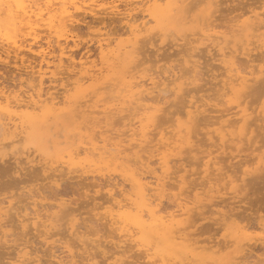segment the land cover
Instances as JSON below:
<instances>
[{
	"label": "bare ground",
	"instance_id": "1",
	"mask_svg": "<svg viewBox=\"0 0 264 264\" xmlns=\"http://www.w3.org/2000/svg\"><path fill=\"white\" fill-rule=\"evenodd\" d=\"M117 1L119 0H0V161H3L4 160V156H7L8 154V151L6 149H8L9 147H11L12 149V153H9L11 154L10 158H8V164H10V159L14 158V160L21 162L22 160H26L27 163H35L37 162V156L33 155L35 152V150L33 151H30L29 148L26 149L25 147L21 148L20 147V144L22 143L23 140L27 139V138H30L31 139V142L34 143V144H39L41 146L44 147L43 145V139L41 137H39L37 134H38V129L40 127H42L43 125H48L51 124L54 122L56 124L60 123L62 125L63 122H67V124L69 122H71V124H69V127H71V125L73 124V126L76 127V129H78L79 133H77L76 131V137H78V135L80 134V132H83V130H86V131H93V133H90L86 136H88V138L90 140H84L83 141H87V143L90 144V146H82L84 147V152L86 153L85 154V158H86V155L87 157H89V155L91 156L90 158H92V160H94V162H97V161H116V160H119L121 159L122 163L121 165L123 164L124 165V168L126 170H128L130 173V177H131V182H132V185L134 186V192H130L128 193L129 191L127 190V194L126 193V189L124 190L123 188V191H125V194L124 195H128V200H126V203L124 202L123 204L119 201V202H115L114 200H111L112 202L114 201V203H116L118 206V209L115 205H111V208L113 206L116 207V209L118 211L115 210V208L109 210V212L107 213V209L105 210L108 217L110 218V222H112V224H117L115 225L116 226V229L113 228V231L115 230V232H117L116 230H120L121 233L123 235H121L120 233V236H126L127 235V238L129 237V242L130 244L132 242H135L137 244V246H142V247H147V248H143V249H147L148 251H151L153 250V253L155 251V253H148L149 256H151L153 258L154 255H156L157 257L159 255H157V253H159V251L162 253V254H167V255H170V256H176L177 258L176 259H179V261L181 260V258H184L183 256H185V254H190L189 252H192V249H196V250H201L204 255L206 256H212L214 254V257H218V254H215V253H219L221 252L222 253V250H223V246H226L225 248H230V246L234 245L233 247H235V245H237L235 248H233L231 251L233 252V250L237 249V248H241V250L243 251L244 248L246 249V245H249V240L248 238H246V240H244V236L245 235H249V234H245L247 231L246 227L249 226V225H241L239 226V221H236V217L237 215H234L236 213H233L232 210H235L234 208H232V210H229V211H232L229 212V213H226V212H223L221 214V217H220V222L218 223H221V221L223 223H221V227L227 225L228 223H231L233 222V224L235 223V226H238V228L236 230H231V232H228L229 235H231V233L233 232V235L232 236H229L228 233H224V236L228 235L227 238H229V240H227V238L225 239V241L221 242V241H215V239L213 240L212 237H210V239H201V236L200 235V238L199 236L197 237V235H192L194 234L195 232L192 233V230H191V233H188L190 232L189 229H191L192 225H197L198 221H199V217L198 220L195 216H193V212H194V215H195V210L199 211L198 209H201L198 205L195 206V203L191 206L189 201H185L184 198L182 200H184L185 202H182L179 201L178 202V199L180 200V194H182L184 191H182L180 194L177 193L178 196H175V198H177V205L176 207H181V211L179 209V211L181 212L180 214H176L175 212L174 213H169V212H166V214H169V215H164L161 211L163 208L159 209L160 207H158V202L160 200H157L159 199L161 196L163 197V194H164V191L167 189V187L169 188V186L166 187V179L167 176L165 177H159V175L157 176L158 179H157V184H156V187H153L152 186V181H149L147 180V176H145L144 174L146 173H143V171H141L140 167L143 165L144 167L147 166L146 168H149V162L148 160L147 161H144L145 159L143 158L144 156H142L140 154V151L143 150L145 148L144 144H146L145 142L148 141V137L150 135V131L151 130H147L146 127L149 126V124H144L146 123L147 121V118L149 119L150 121V124H155V125H158L157 123H159L158 119H159V112L165 110V107L163 105H160V102H163L164 103H167L169 102V99L168 97L173 94H169V90L166 88V86H168L169 82L172 83H175L176 80H181V78H183L184 76H182L184 74V72L178 77L177 75V72L173 70H171V73L169 75L168 73V79L171 80V76H175L177 75L176 79L174 77V79L172 78L171 81L167 80L168 82L165 83V80L167 79V76L166 78L163 80H161L160 75H154L155 73H146V75H148L147 77V80H142V76L138 75V71H139V68L138 66L140 67L142 65V63H139L140 61H142L141 59L138 60V58H140V51H141V48L142 50L145 52L147 51L145 48V50L143 49V47H141V44H147V42H145L146 40L149 42V39L153 38V35H155L154 33L158 34L157 32L159 31V29L161 30H164V31H170L168 32V34H172L171 32L173 30H176V31H181L183 29V26L185 24H187L189 21H190V17H194L193 14V11L194 9H198L201 11L200 14V17L198 16L199 18V22L200 20H202L201 18V14L203 16H205V28L202 30L201 32V35H203L202 37H198L199 40L200 38H206V40H209V42L211 41L212 43L214 44H217V46L215 47H218V52L221 54V62L224 64V68L226 69V72L228 73L227 75L225 73L221 74L223 76L226 75V79L227 80H223L225 83V86L222 85V95H224L225 93L227 94V96L229 97L227 102L225 101V104L227 103H231V102H235V100H238L242 97V95L245 96V94H247L249 88L254 84V83H257L259 82L262 77H260L262 74L261 73H264V65H262V63L260 64L258 62L257 66H258V70H259V73L261 74H255V70L254 68H251V71H246V69H244V67H241L239 66V60L241 59L239 56V54H242V55H245L247 57H249V59H246L248 61H246L248 64H250L251 62L254 63V61H259V58L261 59H264L262 58V52H258V55L256 58H252L253 55H255L253 53V55L251 54V48H248V47H245L247 46L246 44H249L251 45V42L253 38H259L261 41V44L260 42H258L257 44L254 43V45L256 44V47L255 49H262L263 52H264V0H262V2H260L261 0H255V2L257 4H259V6L256 4H254V6L252 5L251 6V3H249L250 5H247L249 7H251L250 9H246V11H244V7H242L244 10V12L237 14V17L235 18H232L230 19V17H227L225 16V13H222V8L224 7H221L222 5V2H224L225 0H121L123 1L124 3V7L120 6L122 5V3L118 2ZM231 1V0H230ZM237 1V0H236ZM248 1V0H247ZM250 1V0H249ZM240 2V1H239ZM261 4H260V3ZM244 3V2H243ZM246 3V4H247ZM227 4V3H226ZM242 4V3H241ZM245 4V3H244ZM245 4V5H246ZM234 6V5H233ZM237 5H236V8L237 9ZM246 7V6H245ZM233 9V7H232ZM234 9V10H235ZM258 9H261V11H259ZM225 10V9H224ZM238 10V9H237ZM141 11V14L139 12ZM221 12L222 15L224 14L225 17L228 18V20H225V21H229L230 22V25L227 27V29H220L219 26H221L220 24L218 25V20H222L221 18H219L218 16V12ZM226 11H229V10H226ZM231 11V10H230ZM82 14V15H80ZM86 14V15H85ZM229 14V13H228ZM227 14V15H228ZM114 15V16H112ZM116 15H119V18L123 17L122 20H124V24L126 26V29H124L122 31V28L121 30L119 29L120 32L117 33V36L116 37H108V35H106L107 33L105 31L101 32L100 29H99V32L98 33H91L94 37L92 39L95 40L96 42V53H97V57L99 58H95L92 54L93 53H89V54H85L83 55L82 57H80L79 59L75 57L74 54H76L75 52V48H72V45L73 46H77L79 45L78 43V40L76 38V36H78L76 33H75V29L80 27L77 26L80 22V20H82V18H85L87 16H90L92 18V20L90 22H92L91 25H87L89 26L88 29H90V26L91 27H94L95 24L97 23H102V22H105L104 20L110 16L111 18L113 19H116L114 17H116ZM121 15V16H120ZM221 15V14H220ZM222 15L220 17H222ZM80 17H82L80 19ZM108 17V19L110 20L111 18ZM216 17V18H215ZM218 17V18H217ZM234 17V16H233ZM84 18V19H85ZM215 18V19H214ZM226 18V19H227ZM243 18V19H241ZM88 19V17H87ZM112 19V20H113ZM192 19V18H191ZM120 20V19H119ZM219 20V21H220ZM114 21V20H113ZM217 21V23H215ZM187 22V23H186ZM195 22V20L193 21ZM223 22V20H222ZM227 22L224 23L227 25ZM94 24V26H92ZM113 23V22H112ZM80 24V23H79ZM87 24H90V23H87ZM105 24V23H104ZM201 24V23H200ZM204 24V23H203ZM202 24V25H203ZM99 25V24H97ZM106 25V24H105ZM101 26V25H100ZM104 27V26H103ZM186 27V26H185ZM226 27V26H224ZM101 28V27H100ZM220 30H218V29ZM223 28V27H222ZM92 29V28H91ZM157 29V31H156ZM80 30V29H79ZM91 31V30H90ZM185 31V30H184ZM43 32H46V36H43L42 33ZM92 32V31H91ZM106 34H105V33ZM109 32V31H108ZM116 32V31H115ZM114 32V34H116ZM199 30L197 31L196 34H198ZM259 33V34H257ZM166 33V35H168ZM174 34V38H177V36H175V33ZM172 34V36H173ZM177 34V32H176ZM194 34V36L196 35ZM91 35V36H92ZM110 35V34H109ZM184 35V33H183ZM182 35V36H183ZM189 34H187V37H188ZM191 35V34H190ZM199 36H201L200 34H198ZM160 36V34H159ZM169 36V35H168ZM253 36L252 39H250V37ZM41 37L45 40V41H42L40 40ZM46 39H45V38ZM168 38V37H167ZM173 38V39H174ZM184 38V36H183ZM180 39V38H179ZM188 38H185V40H187ZM194 39V38H193ZM154 40V39H153ZM158 40V39H156ZM181 40V39H180ZM198 39H194V41L197 42ZM205 39H201V41H204ZM155 41V40H154ZM167 43H169L170 41L166 40ZM192 40V42H194ZM256 42L258 40H255ZM254 41V42H255ZM80 42V41H79ZM145 42V43H144ZM186 43V41H184ZM183 42V43H184ZM199 42V41H198ZM206 42V41H205ZM204 42V43H205ZM208 42V43H209ZM210 42V43H211ZM241 42H243V44H241ZM166 43V44H167ZM189 43V42H188ZM187 43V44H188ZM209 43V45H210ZM155 44H156V41H155ZM176 44V43H175ZM206 46L208 45L207 43H205ZM157 45V44H156ZM174 45V44H173ZM177 45V44H176ZM179 45V44H178ZM181 45V44H180ZM186 45V44H185ZM184 44L181 45V46H185ZM190 45V43H189ZM208 45V46H209ZM144 46V45H142ZM172 46V45H171ZM207 46V47H208ZM145 47V46H144ZM148 47V45H147ZM146 47V48H147ZM190 47V46H189ZM188 47V48H189ZM194 47V46H193ZM197 47V46H196ZM199 47V46H198ZM149 48V47H148ZM163 48V46H162ZM168 49L170 48V45L169 47H167ZM165 48V49H167ZM187 48V47H186ZM185 48V49H186ZM202 49V47H200ZM205 48V47H204ZM203 48V49H204ZM253 48V47H252ZM74 49V51H73ZM153 49V48H152ZM181 49V50H180ZM177 52V50L174 49L175 53L173 52L172 55L171 53L170 54V59L172 58L173 54L177 57V53H180L182 51V47L180 48ZM196 49V48H194ZM202 49V50H203ZM164 50V49H163ZM190 50V49H189ZM199 50V49H198ZM201 50V51H202ZM205 50V49H204ZM203 50V51H204ZM211 50V49H210ZM214 50V49H213ZM149 51V50H148ZM153 51V50H152ZM167 51V50H165ZM164 51V52H165ZM184 51V50H183ZM182 51V52H183ZM203 51L201 54H203ZM258 51V50H257ZM142 52V51H141ZM142 52V53H144ZM154 52V51H153ZM163 52V53H164ZM195 52V51H194ZM199 52V51H198ZM215 52V51H214ZM254 52V51H253ZM96 53L94 55H96ZM260 53V55H259ZM145 54V53H144ZM151 54V53H150ZM154 54V53H153ZM150 55V56H153ZM184 54V52H183ZM193 54V53H192ZM197 55L193 54V56L195 55V57H198V53H196ZM264 54V53H263ZM77 55V54H76ZM142 55V54H141ZM168 54H166L165 52V55L163 54V57L165 56V58L168 59L167 57ZM200 55V54H199ZM204 55V54H203ZM214 59H215V56L216 54L214 53ZM187 56V55H185ZM191 56V59H188L189 60H186V64H189L191 63V61L193 62L192 65L193 68L192 69H188L189 66H187L188 68V71L192 74L193 72H195L196 74L193 76L194 79L191 83H195L197 82L200 78H196L198 77V75H200V70L199 69V59H192ZM220 56V55H219ZM262 56V57H261ZM163 57L159 58V59H162ZM176 57H174L176 59ZM143 58V57H142ZM202 58V57H201ZM200 58V59H201ZM209 58V57H208ZM240 58V59H238ZM252 58V59H251ZM78 59V60H77ZM151 58H149L148 60H150ZM211 59V58H210ZM164 60V58H163ZM166 60V59H165ZM191 60V61H190ZM139 64H137V62ZM174 61V60H173ZM183 61V60H182ZM179 60V62H182ZM244 63H245V59L242 60ZM262 61V60H260ZM15 63L17 69L19 68V70L21 69V72L20 75H19V81L16 83V84H11V85H8L7 83H5L3 80L4 78L2 79V73H1V70H3L2 67H4L3 65L4 64H7V63ZM144 62V60H143ZM159 61H157L158 63ZM220 62V61H219ZM255 62V63H256ZM20 63V64H19ZM182 63H185V62H182ZM243 63V64H244ZM10 64V65H11ZM144 64V63H143ZM185 64V65H186ZM203 64V63H202ZM174 65V64H173ZM176 65V64H175ZM182 65V64H179V66ZM185 65H182L185 67ZM251 65V64H250ZM253 66H256L254 64H252ZM178 66V65H177ZM181 66V68H182ZM204 66V65H203ZM216 66V65H215ZM221 66V65H220ZM219 66V67H220ZM246 66V65H245ZM252 66V67H253ZM11 67V66H9ZM15 67V66H14ZM161 67V66H160ZM165 67V65L163 66L162 65V68ZM168 67V66H167ZM176 67V66H175ZM191 67V66H190ZM205 67V66H204ZM251 67V66H250ZM2 68V69H1ZM166 68V67H165ZM169 68V67H168ZM177 68V67H176ZM175 68V69H176ZM180 68V67H179ZM257 68V67H256ZM6 69V68H5ZM16 69V68H15ZM138 69V70H137ZM142 69V68H141ZM164 69V68H163ZM167 69V68H166ZM164 69V70H166ZM183 69V68H182ZM181 69V70H182ZM7 70V69H6ZM5 70V71H6ZM150 70V69H149ZM170 70V69H168ZM177 71H179V69H176ZM184 70V69H183ZM191 70V71H190ZM203 70V68H202ZM162 71V70H161ZM160 71V72H161ZM173 71V72H172ZM185 71V70H184ZM188 71L186 73H188ZM257 71V70H256ZM140 72V71H139ZM144 72V71H143ZM147 72V71H146ZM164 72V71H162ZM168 71H165V73H167ZM170 72V71H169ZM181 72V71H180ZM4 73V72H3ZM6 73V72H5ZM247 73H250V74H247ZM66 74V76H64ZM160 74V73H159ZM163 74V73H162ZM225 74V75H224ZM189 76V74H187ZM193 75V74H192ZM251 75V76H249ZM159 76V77H158ZM163 76V75H162ZM161 76V77H162ZM191 76V75H190ZM189 76V77H190ZM18 77V76H17ZM71 77H75L74 81H70ZM139 77H141V80H139ZM202 77V76H201ZM159 78V79H157ZM185 78V77H184ZM261 78V79H260ZM146 79V77H145ZM192 79V77H191ZM114 80H118L119 81V84L120 85H123V89L121 90L120 94L122 93L123 91V99H124V102L122 104H125L127 105L126 107H119L121 103H118L119 100H121L122 98L120 96H117V95H111L110 97L107 96L111 93V89L108 90V92L110 91L109 94H107L105 97L106 98H102V99H97V101L93 100V96L95 95L96 96H100L99 93H105L107 89H109V87H114V86H117L118 87V84L115 85V82ZM161 80V81H160ZM186 80V78H185ZM197 80V81H196ZM67 81V83H66ZM70 81V82H69ZM114 83H113V82ZM117 81V83H118ZM147 81H149V83H147ZM222 81V80H221ZM253 82V83H252ZM168 83V84H167ZM187 83V82H186ZM189 83V82H188ZM190 83V84H191ZM220 83V82H219ZM162 84H165L164 87H162ZM185 84V82L183 83H179V86H178V90L175 91L177 92V94L179 95L178 92H183L184 88L182 87L183 85ZM199 84V83H197ZM264 79L261 80L259 82V86L255 87H251L252 89H255L254 90V93L250 94V95H253L251 97H254V95L257 96V98H260L261 94L264 95ZM58 85H62V88L61 90H63V92H59L60 89H57V86ZM187 85V84H186ZM227 85V86H226ZM257 85V84H256ZM262 85V86H261ZM223 86L225 87V90L228 89V91H225L224 90V94H223ZM162 87V88H161ZM177 87V86H176ZM227 87V88H226ZM120 88V87H119ZM187 88V87H186ZM185 88V90H186ZM221 87H219L220 89ZM75 89L74 93L71 94V91ZM113 89V88H112ZM114 89H116V87H114ZM121 89V88H120ZM119 89V91H120ZM199 89V88H198ZM218 89V90H219ZM258 89V90H257ZM184 90V91H185ZM188 90V89H187ZM201 90H203V88H201ZM215 90V89H214ZM251 90V89H250ZM249 90V91H250ZM200 91V90H198ZM219 90V96L220 95V92ZM114 92V91H113ZM173 92V91H172ZM174 92V94H175ZM189 93L192 92V90H189L188 91ZM218 92V91H217ZM253 92V91H252ZM118 93V91H117ZM225 94V95H226ZM249 94V93H248ZM247 94V95H248ZM93 95V96H92ZM169 95V96H168ZM191 96H195L194 94H190ZM189 95V96H190ZM246 95V96H247ZM258 95L260 97H258ZM122 96V95H121ZM94 97V99H95ZM179 97V96H178ZM182 97V96H181ZM200 97V96H199ZM121 98V99H119ZM197 98V97H196ZM208 98V97H207ZM212 98V97H211ZM214 98V97H213ZM220 98V97H219ZM256 98V97H255ZM254 98V99H255ZM256 98V99H257ZM143 99H146L147 101L148 100H152L154 101L155 103L158 102V104H156V106L153 107V105H151L148 109L151 110V112L145 116V118L143 117H140L141 119V122H144V123H141L142 124V132L139 131V129H134V131H138V132H141V138H140V141L138 143H136V146H139L140 150L138 149L134 154H133V151L132 149H129L131 150V152H127V149L128 148L127 146L124 147L125 145L123 144V142L126 140V139H123L121 137L122 133H121V130H120V133L119 134H116V136L113 134V133H110L108 128L107 129H103L100 131V135L96 134L95 136V132H96V128L99 127V128H102L106 126H110L112 125V119H114V117H116L117 115H120L124 110L125 108H129V109H133V107L131 106L133 103L136 104L138 102H140L141 100ZM172 99V98H171ZM209 99V98H208ZM222 99V98H220ZM224 99V98H223ZM235 99V100H234ZM244 99V98H243ZM254 99H251L250 100H254ZM94 101L92 104L89 103V101ZM199 100V98H198ZM197 100V101H198ZM211 100V99H209ZM245 100V99H244ZM196 101V100H195ZM194 101V103H195ZM172 102V100L170 101V103ZM189 102V101H188ZM203 102V101H202ZM218 102V101H217ZM240 102V101H239ZM264 102V101H263ZM69 103L71 106L69 107H63L64 104H67ZM127 103V104H126ZM169 103V104H170ZM193 103V105H191V107H194L195 110H193L192 108L187 111L186 115H187V118L185 119L184 118L183 120H181V118H178L177 119V124H175L177 126V128H173L174 129V134H173V131L171 132V136H169L167 139H166V142H165V145L163 144L162 146V149L161 150H166L162 153L161 151V157L159 158V160H161V163L162 166H167V168L169 169L172 165H169L170 162L168 161V155L171 154V152L175 151L174 149H179L183 152V148H188L190 147L191 150L194 149V151H191V152H195V148H192L191 146L195 145L193 144V142L195 141L194 137H198V135L196 136L197 133H194V129L195 127L197 129H200L199 126H196V124L198 125H202V123L200 124V117L201 115L198 113L199 112V107L196 106L195 104ZM216 103V101H215ZM244 103V101H243ZM249 103V101H248ZM251 103V102H250ZM249 103V104H250ZM254 102L252 101L251 104H253ZM143 104V103H142ZM140 104V106H144V104L142 105ZM203 104V103H202ZM214 104V103H213ZM212 104V105H213ZM223 104V103H222ZM242 104V103H241ZM124 105V106H125ZM172 104H170L169 106H171ZM207 105V104H206ZM240 106V103L238 104ZM139 106V105H138ZM137 105L135 107H138ZM166 106V105H165ZM202 106V105H201ZM217 107V105H215ZM214 106V107H215ZM229 106V105H228ZM231 106V105H230ZM229 106V107H230ZM251 106V105H250ZM168 108V105L166 106ZM181 107V106H180ZM179 107V108H180ZM186 107V106H185ZM124 108V109H123ZM143 108V107H142ZM155 108V110H154ZM205 108V107H204ZM213 108V107H212ZM211 108V109H212ZM223 108V107H222ZM234 108V107H233ZM249 107L247 108H243L241 110H239L238 112H236L237 114H241V118L237 121L235 120L234 123L233 122H229L230 119H229V124H227L226 126L229 128L227 129L228 131H225L226 130V127H225V130L223 129L225 124L223 125V121L222 122V125L221 127H223L222 131H220V138H222V140L225 141V139H227L228 137H226L229 134L231 135H235L236 134V129H238L240 131V134L241 136L242 135H248V132H251V125H250V116H251V112H249L248 109ZM257 108V107H256ZM129 109H126V110H129ZM136 109V108H134ZM141 109V107L139 108ZM145 110V107L143 108ZM142 109V110H143ZM182 109V108H181ZM184 109V108H183ZM206 109V108H205ZM209 109V108H208ZM207 109V110H208ZM214 109V108H213ZM216 109V108H215ZM225 109V108H224ZM232 109V108H231ZM180 110V109H179ZM261 112L263 113V116H264V104L261 106ZM137 111V110H136ZM148 111V110H147ZM206 111V110H205ZM212 111V110H211ZM215 111V110H214ZM217 111H219V109H217ZM222 111V110H221ZM105 114V117L102 116V119L103 118H106V121L102 122V123H106L104 125H100L102 123H98V122H101L99 117L97 118L96 115L94 114ZM129 112V111H128ZM127 112V113H128ZM139 112V111H138ZM182 112V111H180ZM227 112V111H226ZM255 112V111H254ZM120 113V114H119ZM135 113V112H134ZM133 112L132 114L135 115ZM201 113V112H200ZM232 113V112H231ZM131 114V113H130ZM130 114L126 115V114H122V115H126V116H130ZM139 113H137V116H138ZM145 115V113H142ZM184 113L182 112V115ZM260 114V113H259ZM165 115V114H163ZM162 115V116H163ZM200 115V116H199ZM206 114H204V111H203V116H205ZM225 115V114H224ZM224 115L222 114V116L220 117H217V115H215L217 118H222L224 117ZM229 115V113H228ZM227 115V116H228ZM132 116V115H131ZM210 116V115H209ZM209 116H205L204 120L205 119H208ZM258 116V115H257ZM261 116V115H260ZM119 117H122L121 115ZM178 117V116H177ZM207 117V118H206ZM213 117V115H212ZM210 117V118H212ZM215 117V118H216ZM126 118V117H125ZM164 117H162L163 119ZM175 118V117H174ZM216 118V119H217ZM252 120L254 117H251ZM259 118V117H258ZM262 120H263V117H261ZM260 118V119H261ZM117 120H119L118 118H116ZM129 119V118H128ZM143 119H146L145 121ZM161 119V118H160ZM172 119V118H171ZM170 119V120H171ZM257 120V118H254ZM105 120V119H104ZM121 120V119H120ZM167 120V119H165ZM176 120V119H175ZM203 122V119H201ZM209 120V119H208ZM138 121H139V118H138ZM164 121V120H163ZM225 121V120H224ZM254 121V120H253ZM252 121V122H253ZM122 122V121H120ZM130 122V121H129ZM137 122V121H136ZM168 122V121H167ZM174 122V121H173ZM172 122V123H173ZM206 122V121H204ZM219 121H217L218 123ZM114 123H115V120H114ZM113 123V124H114ZM119 123V121H118ZM133 123V122H132ZM213 123H216L215 121ZM225 123V122H224ZM256 123V122H255ZM261 123V122H260ZM122 124V123H121ZM135 124V123H134ZM207 124V123H206ZM205 124L204 127H206L207 129H209L211 126L210 124H212V122L210 124H207L209 125L207 127V125ZM262 124V123H261ZM54 125V124H53ZM52 125V126H53ZM127 125V124H126ZM133 125V124H131ZM253 125H256V124H253ZM260 125V124H259ZM65 125H62L61 128H64ZM139 126V125H137ZM159 126V125H158ZM257 126V125H256ZM104 127V128H105ZM115 127V126H114ZM131 127V126H130ZM136 127V126H135ZM134 127V128H135ZM150 127V126H149ZM204 127H202L203 129H205ZM264 127V126H263ZM158 128V127H156ZM167 128V127H166ZM72 129V127H71ZM132 129V128H131ZM130 129V130H131ZM155 129V128H154ZM161 129V127H160ZM62 130V129H61ZM60 130V136H63V131ZM113 130V129H112ZM117 130V129H116ZM164 129H161V131L159 132V135L162 136V138L160 137L161 140L165 139L166 137V133L163 132ZM73 131V130H72ZM98 131V130H97ZM118 131V130H117ZM125 131V130H124ZM128 131V130H127ZM196 132L198 130H195ZM201 132V130H199ZM224 131V132H223ZM255 131H257L255 129ZM110 134H109V133ZM138 132H136V134L133 132L131 135L133 136L134 134L136 135V137L138 136ZM208 132V131H207ZM206 134L210 136V133L211 132H208ZM213 131L212 130V133L213 134ZM228 132V133H226ZM62 133V134H61ZM70 133V131L68 132ZM74 133V132H73ZM72 133V134H73ZM98 133V132H96ZM118 133V132H116ZM126 133V131L124 132V134ZM169 133V132H168ZM205 133V132H204ZM75 134V133H74ZM113 134V136L111 135ZM123 134V135H124ZM173 134V135H172ZM58 135V137H59ZM84 135V134H82ZM122 135V136H123ZM140 135V134H139ZM203 135V134H202ZM257 135V134H256ZM55 136V134H54ZM69 136V135H68ZM67 136V137H68ZM71 136V137H70ZM70 138L73 137V135L70 134ZM74 136V137H75ZM80 136V135H79ZM151 136V135H150ZM155 136V135H154ZM213 136H215L213 134ZM253 136V135H252ZM64 137V136H63ZM68 137V138H69ZM75 137V138H76ZM84 137V136H83ZM157 137V136H156ZM155 137V138H156ZM208 137V138H209ZM246 137V136H245ZM243 137V138H245ZM51 138V137H50ZM50 138H49V141H50ZM211 138V137H210ZM214 138V137H213ZM211 138V139H213ZM216 138V137H215ZM219 138V139H220ZM254 137H251V140L254 139ZM80 139V138H78ZM136 139L135 141H137V138H134ZM201 139V138H200ZM217 139V138H216ZM229 139V138H228ZM246 139V138H245ZM73 142L75 141V139H73ZM72 140H68L70 141L69 143V146L72 145ZM139 140V139H138ZM159 140V138H158ZM172 140V141H171ZM198 140V139H197ZM196 140V141H197ZM214 140V139H213ZM212 140V142H213ZM67 141V142H68ZM78 141V140H76ZM82 141V142H83ZM89 141V142H88ZM130 141V139H129ZM133 141V140H132ZM150 142L152 141L149 140ZM148 141V143H149ZM169 141V142H168ZM217 141V140H216ZM237 141V140H236ZM258 141V140H257ZM62 142H65V141H62ZM66 142V143H67ZM81 142V143H82ZM160 142V141H159ZM215 142V141H214ZM213 142V143H214ZM239 142V141H238ZM77 143V142H75ZM134 143V142H133ZM132 143V145H133ZM195 143V142H194ZM245 143V142H244ZM253 143V141L251 142ZM19 144V146H18ZM74 144V143H73ZM160 144V143H159ZM162 144V143H161ZM210 144V143H209ZM215 144V143H214ZM68 145V144H67ZM75 145V144H74ZM135 145V144H134ZM147 145V144H146ZM216 145V144H215ZM52 146V145H51ZM50 148H53L51 147ZM81 146V145H80ZM161 146V145H160ZM160 146H159V149H160ZM198 146V145H197ZM225 146H226V143H225ZM228 146V145H227ZM233 146V145H232ZM135 147V146H132V148ZM165 147V148H163ZM263 147H264V144H263ZM32 148V147H31ZM35 148V147H34ZM69 148V147H67ZM65 148V149H67ZM172 148V149H170ZM174 148V149H173ZM81 147H77L76 148L72 145V148L71 150L69 151V160L71 161V164L74 163V160L76 157L78 158V156H80V154L82 153L81 151L83 149H81ZM189 149V148H188ZM226 149V148H225ZM242 150V148H240ZM239 149V150H240ZM244 149V148H243ZM63 150V149H62ZM186 150V149H185ZM184 150V151H185ZM198 150V149H197ZM155 151V150H154ZM159 151V150H158ZM159 151V152H160ZM203 151V150H202ZM217 151V150H216ZM81 152V153H80ZM144 152V151H143ZM142 152V153H143ZM180 152V154L182 153ZM188 151L184 152V153H187ZM199 152V151H198ZM201 152V151H200ZM264 153V152H263ZM60 154H65V151L64 153H60ZM67 154V152H66ZM83 154V153H82ZM92 154V155H91ZM134 155V159H136L134 161V159L130 156V155ZM150 154V153H149ZM148 154V155H149ZM178 154V153H177ZM176 154V155H177ZM196 154V153H194ZM210 154V153H209ZM208 154V155H209ZM33 155V156H32ZM159 155V153H158ZM262 155V154H261ZM264 155V154H263ZM237 156V155H236ZM64 157V156H63ZM67 158V156H65ZM202 157V156H201ZM206 157V156H205ZM203 157V158H205ZM235 157V156H234ZM23 158V159H22ZM179 158V157H178ZM194 158V156H193ZM232 158V157H231ZM261 159V163L264 165V157H261L260 155L258 156V159ZM22 159V160H21ZM41 159V158H40ZM47 159V158H46ZM53 159V158H52ZM172 159V157H171ZM169 159V160H171ZM180 159V158H179ZM214 159V158H213ZM257 159V157L255 158ZM6 160V159H5ZM21 160V161H20ZM44 160V159H43ZM54 160V159H53ZM212 160V159H211ZM42 161V160H41ZM56 162V160H54ZM52 161V162H54ZM222 161V160H221ZM24 161H22V164H23ZM49 162V161H48ZM51 162V163H52ZM63 162V161H62ZM214 162V161H213ZM216 162V161H215ZM220 162V161H218ZM217 162V163H218ZM258 162V161H257ZM5 163V162H4ZM13 164H15L14 162H11ZM27 163H24V164H27ZM50 163V164H51ZM66 163V162H65ZM138 163H140V167L137 166ZM216 163V164H217ZM223 163V162H221ZM220 163V164H221ZM254 163V162H253ZM7 164V165H8ZM21 164V163H20ZM38 164V163H37ZM49 163H47V165H43L42 164V167L44 169V171L46 172L47 170L49 171V168H51L50 170H53L52 167L48 166ZM49 164V165H50ZM67 164H70V163H67ZM115 163H113L114 165ZM137 164V165H135ZM215 164V165H216ZM218 164V165H220ZM235 164V163H234ZM58 165V164H57ZM60 166L63 165V164H59ZM93 165V164H92ZM118 165V164H117ZM211 165V163L209 164V166ZM10 168H14L12 167V164L9 165ZM16 166V165H15ZM23 166V165H22ZM30 166V164H29ZM28 166V167H29ZM33 166V165H32ZM47 166L49 168H47ZM53 166V165H52ZM59 166V167H60ZM65 166V165H64ZM84 166V165H83ZM91 166V165H90ZM134 166V167H133ZM137 166L139 169H137ZM222 166V165H220ZM259 166V165H258ZM257 166V167H258ZM261 166V165H260ZM259 166V168H260ZM5 167H7V169L9 170V167L8 166H4L3 168L5 169ZM18 167V166H17ZM27 167V166H26ZM25 167V169H26ZM39 167V166H38ZM37 167V168H38ZM66 167V166H65ZM87 167V165H86ZM119 167V166H117ZM175 167V166H174ZM211 167V166H210ZM257 167H255L257 169ZM35 167H33V171L36 169H34ZM40 168V167H39ZM58 167L56 166V169ZM77 168V167H76ZM79 168V167H78ZM85 167H83L84 169ZM142 168V167H141ZM173 168V167H171ZM218 168H222V167H219ZM227 168V167H226ZM229 168V167H228ZM254 168V169H255ZM3 169V170H4ZM10 169V170H11ZM19 169V168H18ZM72 170L74 168H71ZM96 169V168H94ZM100 169V167H99ZM105 169V168H104ZM174 169V168H173ZM211 169V168H209ZM253 169V167H252ZM251 169V170H252ZM1 170V169H0ZM6 170V169H5ZM9 170V171H10ZM14 170V169H13ZM11 170L10 172L13 173L15 172L16 173V169L15 171ZM54 170H55V167H54ZM59 170V169H58ZM69 170V169H67ZM81 170V168H80ZM103 170V169H102ZM144 170V169H143ZM218 170V169H217ZM223 170V169H221ZM7 171V170H6ZM20 171V175L22 174L21 170L19 169ZM43 171V172H44ZM57 171V170H55ZM70 171V170H69ZM68 171V172H69ZM79 172V170H77ZM146 171V169L144 170ZM151 171V170H150ZM154 172L156 170H153ZM166 171L168 172V170H165L163 172L166 173ZM170 171V170H169ZM211 171V170H210ZM215 171V170H214ZM226 171V170H225ZM247 171V170H246ZM256 171V170H254ZM253 171V172H254ZM260 171V170H258ZM4 172V171H3ZM2 172V173H3ZM10 172H7V174H10ZM26 172V171H25ZM31 172V171H30ZM44 172V174H45ZM51 172V173H50ZM48 174L46 173V179L49 181V185H53L54 183H57L59 182V179L61 178V175L64 176L65 174V171H63L62 169V172H64L63 174H60L61 173V170H60V173H53L52 171H50ZM74 171H72L73 173ZM171 172V171H170ZM174 172V171H173ZM39 173V172H38ZM67 173V172H66ZM153 173V172H151ZM169 173V172H168ZM172 173V172H171ZM222 173V172H221ZM252 173V172H251ZM257 173V171H256ZM5 174V173H4ZM17 174V173H16ZM24 174V173H23ZM22 174V175H23ZM26 174V173H25ZM88 174V173H87ZM99 174V173H98ZM101 174V173H100ZM99 174V175H100ZM106 174V173H105ZM104 173H102V176H105ZM148 174V173H147ZM173 174V173H172ZM209 174V173H208ZM211 174V173H210ZM216 174V173H215ZM1 175V174H0ZM6 175V174H5ZM18 175V174H17ZM36 175V174H35ZM43 175V174H42ZM80 175V174H79ZM92 175H95V174H92ZM108 175V174H107ZM114 175V174H113ZM119 175V174H118ZM225 175V174H224ZM247 175V174H246ZM14 176V175H12ZM28 176V175H27ZM41 176V175H40ZM66 176V175H65ZM86 176V175H85ZM88 176V175H87ZM86 176V177H87ZM91 176V174L89 175ZM110 176V175H109ZM120 176V175H119ZM123 176V175H122ZM187 175H185L186 177ZM233 176V175H231ZM15 177V176H14ZM19 177V176H18ZM38 177V175H37ZM81 177V176H80ZM83 177V176H82ZM96 177V176H95ZM94 177V179H95ZM101 177V176H100ZM151 177V176H150ZM156 177V178H157ZM173 177V176H172ZM183 177V176H182ZM235 177V175H234ZM232 177V178H234ZM20 178H22L20 176ZM26 178V177H24ZM22 178V179H24ZM44 178V179H45ZM77 178V177H76ZM219 178V177H218ZM223 178V177H222ZM263 178V177H262ZM19 179V178H18ZM35 179V178H34ZM39 179V178H38ZM41 179V177H40ZM43 179V180H44ZM45 179V180H46ZM124 179V178H123ZM237 180V178H235ZM244 179V178H243ZM261 179V178H260ZM28 180V179H27ZM32 180V178H31ZM63 180V179H62ZM81 180V179H80ZM107 180V179H106ZM113 180V179H112ZM118 180V179H117ZM156 180V179H154ZM170 180V179H169ZM215 180V179H214ZM222 180V179H221ZM228 180V179H227ZM230 180V179H229ZM22 181V180H20ZM29 181H30V178H29ZM33 181V180H32ZM61 181V180H60ZM183 181H186V180H183ZM230 181H233V179H231ZM23 182V181H22ZM21 182V183H22ZM27 182V181H26ZM111 182V181H110ZM114 182V181H113ZM236 182V181H235ZM262 182V181H261ZM25 183V181L23 182ZM42 183V182H41ZM40 183V184H41ZM48 183V182H47ZM61 183V182H60ZM116 183V182H114ZM124 183V182H123ZM187 184V181L184 182ZM11 184V183H10ZM10 184L8 185V187H11ZM46 184V183H44ZM42 184V185H44ZM101 184V183H100ZM109 184V182H108ZM117 184H120L119 182H117ZM219 184V183H218ZM230 184V182H229ZM15 185V184H14ZM13 185V186H14ZM30 185V184H29ZM37 185V184H36ZM41 185V186H42ZM48 185V184H47ZM46 185V186H47ZM97 185V184H96ZM107 185V184H105ZM110 185H113L112 183ZM109 185V186H110ZM116 185V184H115ZM121 185V184H120ZM128 185H131L128 183ZM238 185V184H236ZM26 186V185H25ZM32 186V185H31ZM39 186V184H38ZM45 186V185H44ZM54 186V185H53ZM125 186V185H123ZM188 186V184H187ZM27 187V186H26ZM49 187V186H48ZM100 187V185H98V188ZM102 187V186H101ZM108 187V186H107ZM129 187V186H128ZM132 187V186H131ZM230 187V185L228 186ZM233 187V186H232ZM237 186H235L236 188ZM25 188V187H24ZM41 189V187H39ZM36 189V192L37 190ZM45 188V187H44ZM50 188V187H49ZM48 188V189H49ZM52 188V187H51ZM103 188V187H102ZM111 188H114V187H111ZM109 188V190L111 189ZM119 188H122V186H120ZM186 190L187 188L184 187ZM195 188V187H194ZM209 188V187H208ZM223 188V187H222ZM35 188H33V191H34ZM104 189V188H103ZM106 189V188H105ZM129 189V188H128ZM227 189V188H225ZM234 189V188H232ZM237 189V188H236ZM102 190V189H100ZM114 190V189H113ZM209 190V189H208ZM216 190V189H214ZM219 190V188H218ZM222 191V190H220ZM227 191V190H226ZM39 192V191H38ZM45 192V191H44ZM98 192V190H97ZM110 194H111V197L112 199H114V196L116 195H113V191L110 190ZM115 192V191H114ZM235 192V191H234ZM28 193V192H27ZM30 193V192H29ZM117 193V192H115ZM121 193V192H120ZM168 193V192H167ZM165 193V194H167ZM170 193V192H169ZM202 193V192H201ZM16 194V193H15ZM17 194H20L19 192ZM35 194V193H34ZM37 194V193H36ZM35 194V195H36ZM39 196H40V199L42 198H45L46 195H44L43 193L39 192L38 193ZM43 194V195H42ZM164 194V195H165ZM185 194V193H184ZM199 194V193H198ZM24 195H25V192H24ZM28 195V194H27ZM34 195V196H35ZM183 195V194H182ZM202 195V194H201ZM14 196H17V195H14ZM30 196H33V195H30ZM120 196H123L122 194H120ZM169 196V194H168ZM167 196V197H168ZM214 196V195H213ZM212 196V197H213ZM18 197H21V196H18ZM29 197V196H28ZM57 197V196H56ZM127 198V196H124V198ZM165 197V196H164ZM163 197V198H164ZM170 197H171V194H170ZM169 197V198H170ZM210 197V196H209ZM234 197V196H232ZM31 198V197H30ZM38 198V197H36ZM61 198V197H59ZM97 198V197H96ZM107 198V197H106ZM125 198V199H126ZM198 198V197H197ZM201 198V197H200ZM3 199V198H2ZM13 199V197L11 198ZM46 199V198H45ZM49 199V198H48ZM172 199V198H171ZM191 199V198H189ZM225 199V198H224ZM6 200V198H5ZM4 199L1 200L0 199V232H3L5 234H3L4 236L7 235L6 232L8 233L9 235V231L11 228H9L8 231H6V229L8 228V221H4L5 219L7 220V217H11L13 218L14 215L16 214V212H20V215L19 213L18 216L21 217L20 218V222L22 225V227H20L21 229L23 228L24 232L30 230L31 226H29L30 228L27 230L26 228L28 227L29 224H32L33 225V230H36L39 232V235L40 237H42L45 242L47 243V245L51 244V242L53 241V237L56 236V235H59L57 234L59 232V230H57L58 232H54L52 231L53 229H55L57 226H58V222L63 218L62 215L64 213V215L66 217L65 218V221H67L68 219L66 218H69L70 219V238L71 237H74L73 240L77 241L79 243V248L81 247L82 249L81 250V254H82V251L84 252L83 255H85V253H87V257H88V260H90L92 263L91 264H100L99 262H97L96 258H97V255L99 256V253L96 254L95 250L97 249H100L101 248V245L99 244L100 242L96 243L95 240L91 239L89 237V235L87 234V229L85 230H82L81 227L79 226L80 223L78 222V217H77V214H76V209H73V208H70L69 204L67 203V201H65L64 199L63 200H58L59 202L55 203L54 205H49L51 209H53L51 212H48L46 211L47 213H44L42 210L43 208L40 209L37 208L36 206L38 205V202L35 201L33 202V206H35L34 210H31L34 211L32 213L34 214H31L30 210L28 209V205L26 206L23 205V206H26V207H22L24 208L23 210L21 208H15V206L17 205H14L13 203L15 202H12L13 200H10V198L8 199V204L7 202L5 201ZM16 200V199H15ZM35 200H38V199H35ZM106 200V199H105ZM109 200V198H108ZM175 200V201H176ZM195 200V199H193ZM205 200V199H204ZM210 200V199H209ZM44 201V200H42ZM107 201V200H106ZM105 201V202H106ZM125 201V200H124ZM157 201V202H156ZM163 201V200H162ZM162 201H160L159 203H161ZM200 202V204L202 205L203 203L205 202H201L200 200H197ZM221 201V200H220ZM241 201V200H240ZM19 202V201H18ZM17 202V204H18ZM29 202H30V199H29ZM111 202V203H112ZM128 202V203H127ZM209 202V201H208ZM229 202V200H228ZM20 203V202H19ZM31 203V202H30ZM72 203V202H71ZM70 203V204H71ZM100 203V202H99ZM98 203V204H99ZM102 203V202H101ZM174 203V202H173ZM193 203V202H192ZM198 203V202H197ZM220 203V202H217V204ZM225 203V202H223ZM16 204V203H15ZM43 204V203H42ZM41 204V205H42ZM97 204V205H98ZM105 204V203H103ZM102 204V205H103ZM109 204H110V201H109ZM232 204V203H231ZM96 205V206H97ZM204 205V204H203ZM221 206V204H219ZM224 205V204H223ZM21 205H19L20 207ZM30 206V205H29ZM32 206V205H31ZM46 206V205H45ZM44 206V207H45ZM161 206V205H160ZM218 206V205H217ZM227 206V205H226ZM99 207V206H98ZM106 207V206H105ZM104 207V208H105ZM110 207V206H109ZM206 207V206H205ZM15 208V210H14ZM65 208H68L67 211H65ZM107 208V207H106ZM204 207L202 206V209ZM227 208V207H226ZM229 208V207H228ZM17 209V210H16ZM22 210V211H18V210ZM27 209L29 210V212L27 211ZM32 209V208H31ZM95 209V208H94ZM14 211L15 214H13ZM64 210V211H63ZM100 210H102L100 208ZM161 210V211H160ZM219 210V209H217ZM224 210V209H223ZM237 210V209H236ZM60 211H63L62 213ZM206 212L210 213L212 211L209 212V210H205ZM227 211V210H225ZM23 212V213H22ZM67 212V213H65ZM80 212V211H79ZM98 212V211H97ZM103 212H104V209H103ZM102 212V213H103ZM204 212V210L202 211H199V212H196L198 215H202L200 216V218L202 217V219H205L207 217L208 214H204L206 213ZM163 215H162V214ZM179 213V212H178ZM192 213V214H190ZM213 213H215V210L213 211ZM218 212L216 211V214ZM80 214V213H79ZM86 214V213H85ZM95 214V212H94ZM101 214V213H100ZM187 214H190V216ZM196 214V216H197ZM211 214V213H210ZM209 214V215H210ZM239 214V213H238ZM63 215V216H64ZM176 215H180L179 219L177 218ZM186 215V216H184ZM204 215V216H203ZM206 215V217H205ZM220 215V214H219ZM79 216V215H78ZM185 218H184V217ZM211 216V215H210ZM218 216V215H217ZM217 216H214V219L215 217L217 218ZM236 216V217H235ZM241 216V215H240ZM244 216V215H243ZM62 217V218H61ZM80 217V216H79ZM184 219H188L191 220L190 218H192V225H188L187 224V221L189 220H184ZM212 217V216H211ZM16 218V216L14 217ZM63 218V219H64ZM182 218V219H181ZM196 218V219H195ZM245 217H243L244 219ZM259 218V217H258ZM256 218V219H258ZM61 220L59 223H61L62 221L64 220ZM93 219V218H92ZM99 219V218H98ZM104 219V218H103ZM211 219V218H209ZM213 219V220H214ZM219 219V216L218 218ZM216 219V221H217ZM246 219V218H245ZM83 220V219H82ZM100 220V219H99ZM106 220V218H105ZM12 221V220H11ZM80 221V220H79ZM87 221V220H86ZM242 221V220H241ZM240 221V222H241ZM259 221V220H258ZM257 221V222H258ZM19 222L17 219H16V223ZM31 222V223H30ZM79 224H78V223ZM88 222V221H87ZM90 222V221H89ZM92 222V221H91ZM105 222V221H104ZM107 222V221H106ZM109 222V223H110ZM191 222V221H190ZM189 222V223H190ZM256 222V221H255ZM15 223V224H16ZM85 223V222H84ZM97 223V222H96ZM215 223V222H214ZM212 223V224H214ZM243 223V222H242ZM260 223V224H259ZM257 224V226L259 227V229H261V231L263 232L262 235L260 234H257L260 238L263 239V244H264V223H261L259 222ZM63 224V223H61ZM61 224H59V226H61ZM86 224V223H85ZM84 224V225H85ZM91 224V223H90ZM102 224V223H101ZM111 224V225H112ZM217 224V223H216ZM13 225V224H12ZM65 224H63L64 226ZM83 225V224H82ZM106 225V224H105ZM109 225V224H108ZM187 225V226H186ZM59 226L57 228H59ZM86 226V225H85ZM91 226V225H90ZM94 226V225H93ZM107 226V225H106ZM12 227V226H11ZM62 227V226H61ZM88 226H86L87 228ZM95 227V226H94ZM93 227V228H94ZM194 227V226H193ZM229 227V226H228ZM231 227V226H230ZM234 227V226H233ZM56 228V229H57ZM65 228V227H64ZM91 228V229H93ZM108 228V227H107ZM112 228V227H110ZM109 228V229H110ZM198 228V227H197ZM196 228V229H197ZM218 228V227H217ZM216 228V229H217ZM224 228V227H223ZM236 228V227H234ZM254 228V227H253ZM252 228V229H253ZM26 229V231H25ZM31 229V230H32ZM230 229V228H228ZM68 230V229H67ZM96 229H94L95 231ZM98 230V228H97ZM112 230V229H111ZM188 230V231H186ZM195 230V229H194ZM193 230V231H194ZM206 230V229H205ZM204 230V231H205ZM211 230V229H210ZM251 230V229H250ZM61 231V230H60ZM91 231V230H90ZM93 231V230H92ZM93 232H90L92 233V235H94ZM100 231V230H99ZM97 231V232H99ZM197 231V230H196ZM214 231V230H213ZM218 231V230H217ZM259 231V232H261ZM30 231H28L27 233H29ZM33 232V231H32ZM63 232V231H62ZM114 232V233H115ZM208 232V231H207ZM250 232V231H249ZM11 233V231H10ZM26 233V234H27ZM60 233V232H59ZM100 233V232H99ZM99 233H97V235H99ZM110 233V232H109ZM204 233V232H203ZM212 233V232H211ZM211 233L209 232V234L211 235ZM215 233V232H214ZM213 233V234H214ZM34 234V233H33ZM37 234V233H36ZM117 234V233H116ZM115 234V235H116ZM196 234V233H195ZM200 234V233H199ZM217 234V232H216ZM2 235V237H3ZM7 235V236H8ZM112 235V234H110ZM119 235V233H118ZM244 235V236H243ZM12 236V235H11ZM28 236V234H27ZM35 236V235H34ZM91 236V235H90ZM117 236V235H116ZM194 236V237H193ZM252 236V235H251ZM256 236V235H255ZM255 236H252V237H255ZM257 236V237H258ZM10 237V236H9ZM39 237L38 235H36V238ZM39 237V239H40ZM64 237V236H63ZM62 237V238H63ZM102 237H104L102 235ZM108 238V236H106ZM105 237V238H106ZM123 237H119L121 240ZM197 237V238H196ZM206 237V236H205ZM214 237V236H213ZM232 237V239H230ZM249 237V236H248ZM5 238V237H3ZM31 238V237H30ZM58 238V237H56ZM65 238V237H64ZM98 238V237H97ZM114 238V237H112ZM116 238V237H115ZM127 238H123L124 241L127 239ZM199 238V239H198ZM208 238V237H206ZM215 238V237H214ZM222 238V237H221ZM241 238L244 240L242 242ZM256 238V237H255ZM260 238H257V239H260ZM55 239V238H54ZM66 239V238H65ZM69 239V237L67 238ZM109 239V238H108ZM107 239V240H108ZM117 239V238H116ZM119 239V240H120ZM220 239V238H219ZM2 240V239H0ZM4 240V239H3ZM5 240H7V237L5 238ZM9 240V239H8ZM30 240L31 242V239L28 238V241ZM62 240V239H61ZM100 241L101 238H99ZM98 240V241H99ZM114 240V239H113ZM118 240V239H117ZM218 240V239H217ZM223 240V238H222ZM255 240V239H254ZM253 240V241H254ZM27 241V242H28ZM57 242V240H55ZM53 241V242H55ZM72 241V240H70ZM75 241H72L73 243ZM115 241V240H114ZM247 243H246V242ZM44 242V241H43ZM44 242V243H45ZM76 242V244H78ZM108 242V241H107ZM112 242V241H111ZM257 242V241H256ZM255 242V243H256ZM6 243V242H5ZM9 243V242H8ZM32 243V242H31ZM43 243V244H44ZM62 243V242H61ZM66 248L67 251L70 255H71V261H68L70 262V264H76L75 262V258H74V255L75 253L73 252L74 249L72 248H78V247H75V245L71 246V244L69 242H66ZM103 243V241H102ZM245 243V244H244ZM251 240H250V245L249 247H251ZM260 243V242H259ZM21 244V243H20ZM19 246H21V248L19 249V254L18 255H15L18 256V258H13L14 255H13V259H16V261L14 262H11L12 264H41L40 262H36L38 261L37 260H33V262H29L30 261V258H29V255L31 254L32 250H30V248H28L29 246L31 247V244H28L27 243H23ZM55 244V243H54ZM60 244V243H59ZM112 244V243H110ZM128 244V242H127ZM253 244V243H252ZM262 244V243H261ZM23 245V246H22ZM29 245V246H28ZM46 245V244H45ZM52 245V244H51ZM63 245H64V242H63ZM108 245V244H107ZM106 245V246H107ZM115 245H116V242H115ZM239 245V246H238ZM33 246V245H32ZM50 246V245H49ZM48 246V247H49ZM55 246V245H54ZM112 246V245H111ZM122 246V245H120ZM126 247V245H124ZM123 246V247H124ZM134 247L135 244L131 245V247ZM242 246V247H241ZM245 246V247H244ZM110 247V246H109ZM113 247V246H112ZM116 247H119L118 245L113 247V248H116ZM123 247H119L117 248V250L114 252H112L111 255H108L110 256V261L108 264H126V262H130L131 260L128 259V261H124L123 259V251L120 250V248H123ZM130 247V246H129ZM130 247V248H131ZM256 247V246H255ZM17 248V247H16ZM19 248V247H18ZM51 248V247H49ZM104 248V247H103ZM112 248V250H113ZM243 248V249H242ZM34 249V248H33ZM95 249V250H94ZM127 249V247H126ZM132 249V248H131ZM130 249V250H131ZM141 249V248H139ZM252 249V248H251ZM250 249V250H251ZM30 250V251H29ZM37 250V249H36ZM94 252H91L93 251ZM111 250V251H112ZM120 250V251H119ZM129 250V251H130ZM134 250V249H132ZM225 250V249H224ZM229 251V249H226ZM239 250V249H238ZM236 250V251H238ZM249 250V251H250ZM35 251V249H34ZM77 251V250H76ZM102 251V249L100 250ZM146 251V250H145ZM228 251L225 253L227 254ZM248 251V250H247ZM248 251V255L249 253L253 252L254 250L252 249V251L249 252ZM17 252V250H16ZM103 253H105L106 251H102ZM101 252V253H102ZM109 253V251H107ZM122 252V253H120ZM144 252V250H143ZM241 252V251H240ZM239 252V253H240ZM245 252V250H244ZM257 252V251H256ZM34 254H36L35 252H32ZM66 253V252H65ZM108 253H105L108 254ZM111 253V252H110ZM126 253L128 254V250L126 251ZM145 252V254H147ZM206 253V254H205ZM220 253V256L222 255ZM230 253V251H229ZM246 253V252H245ZM262 253V252H261ZM260 253V254H261ZM34 254L32 256H34ZM53 254V253H52ZM51 254V255H52ZM79 254V253H78ZM122 254V255H121ZM160 254V255H162ZM224 257H222L223 259H225V257L227 258V261L230 260L231 258V254L229 255H226ZM246 254V255H247ZM254 254V252H253ZM257 254V253H256ZM254 254V257L255 255ZM56 255V254H55ZM80 255V254H79ZM100 255H104V254H100ZM126 255V254H125ZM147 255V258L150 259ZM183 255V256H182ZM203 255V256H204ZM241 255V256H240ZM239 256H237V258H245L247 257L245 254H240ZM63 256V255H62ZM68 256V255H67ZM76 256V255H75ZM154 256V258L156 257ZM192 256V255H190ZM202 258H199V262H201L202 264L204 263L205 259L204 258H207L206 256H204ZM258 254L256 255V258H257ZM10 257V258H11ZM55 257V256H54ZM82 257V256H81ZM80 257V258H81ZM86 257V255H85ZM87 257L85 259H87ZM103 257V256H102ZM179 257V258H178ZM181 257V258H180ZM189 257V256H188ZM187 256L184 258L186 260H189L187 259L188 258ZM198 257V256H197ZM212 258L211 261H214L215 258ZM216 257V258H217ZM251 256H249L248 259H250ZM253 257V258H254ZM33 258V257H32ZM37 258V256H36ZM59 258V257H58ZM84 258V257H83ZM109 258V257H108ZM146 258V257H145ZM165 259V260H168V258L170 259H173L174 257H165L164 255L162 257H158V259ZM167 258V259H166ZM195 258V257H194ZM236 258V259H237ZM264 256L262 257V259L258 256V259H256L257 261L252 260L253 263L252 264H260L262 261H264ZM60 259V258H59ZM75 259V260H73ZM83 259V260H85ZM99 259V258H98ZM147 259V260H148ZM157 259V258H156ZM233 259V258H231ZM241 261H238V262H246V259H243ZM80 260V259H79ZM78 260V261H79ZM82 260V259H81ZM82 260V261H83ZM108 260V259H107ZM127 260V259H126ZM155 261V259H153ZM183 260V259H182ZM185 260V261H186ZM193 261H197L198 258L196 259H192ZM191 260V261H192ZM203 260V261H201ZM210 260V258H209ZM235 260V259H234ZM42 261V260H41ZM65 261V259H64ZM63 260H60L58 261V264H67V262H64ZM89 261V262H90ZM104 261H106V259H104ZM133 261V260H132ZM152 261V260H151ZM150 261V262H151ZM159 261V260H158ZM192 261V262H193ZM207 261V259H206ZM205 261V263H206ZM237 261V260H236ZM250 261V260H249ZM247 260L248 263L246 264H250L251 262H249ZM260 263H259V262ZM8 262V261H6ZM8 262V263H9ZM36 262V263H35ZM44 262V261H43ZM47 262V261H46ZM85 262V261H84ZM135 263V261H133ZM133 262H130V264H133ZM149 262V263H150ZM156 262V261H155ZM154 262V264H155ZM160 262H163L162 259ZM159 262V264H160ZM178 262V261H177ZM198 264H201L199 263ZM210 262V261H209ZM258 262V263H257ZM54 263V262H52ZM79 263V262H78ZM105 263V262H104ZM158 263V262H157ZM156 263V264H157ZM169 264V260L167 262ZM174 263V262H173ZM186 264L189 263V261H186L185 262ZM184 263V260L183 262H181V264H185ZM191 263V262H190ZM189 263V264H190ZM208 263V262H207ZM214 263L216 264V260L214 261ZM213 262H210V264H214ZM240 263V264H241ZM7 264V263H6ZM45 264V262H44ZM57 264V263H56ZM90 264V263H89ZM129 264V263H128ZM166 264V263H165ZM176 264V263H175ZM178 264V263H177ZM191 264H194V263H191ZM196 264V263H195ZM221 264V263H220ZM231 264V263H229ZM233 264V263H232ZM235 264V263H234ZM237 264V263H236ZM244 264V263H243ZM264 264V263H263Z\"/></svg>",
	"mask_w": 264,
	"mask_h": 264
},
{
	"label": "rangeland",
	"instance_id": "2",
	"mask_svg": "<svg viewBox=\"0 0 264 264\" xmlns=\"http://www.w3.org/2000/svg\"><path fill=\"white\" fill-rule=\"evenodd\" d=\"M124 1V0H123ZM123 1H121V0H119V1H117V3L119 2H121L122 3V5H120L121 7L124 5L123 3ZM240 1V2H239ZM246 4L247 2H249V3H251V6L253 5L254 6V4L257 2H255V0H225L224 2H222V5H221V7H224V8H222V13H225V16H227V17H230V19H232V18H235V17H237V14H239L240 15V13H242V12H244V11H246V9H250L251 7H249V6H247V5H250L249 3H247L246 5L244 4V3ZM260 2H262V0L260 1ZM259 2V3H260ZM118 3V4H119ZM227 3V4H226ZM242 3V4H241ZM254 3V4H253ZM258 3V2H257ZM256 3V4H257ZM255 4V5H256ZM261 4V3H260ZM234 5V6H233ZM236 5L238 6L237 7V9H235L236 8ZM258 6H259V4H257ZM246 6V7H245ZM124 7V6H123ZM232 7H233V9H232ZM242 7H244V9L242 8ZM225 9V10H224ZM235 9V10H234ZM226 10H229V11H226ZM231 10V11H230ZM244 10V11H243ZM259 11H261V9H258ZM139 12V11H138ZM220 11L217 13L218 14V16H219V18H221L222 20H223V22H222V20H218V23H217V21L215 22V23H217L218 25L220 24L221 26H219V28L222 30H224V29H227V27L230 25V22L228 21H225V20H228V18L227 17H225L224 16V14L222 15V13H221ZM140 14H141V11L139 12ZM199 13H201V11L200 10H198V9H194V11H193V14L192 15H194V17H190L189 19H190V21L187 23V24H185L184 26H183V29L181 30V31H176V30H173L171 33L173 34V33H175V36H177L178 35V37L177 38H174V34H173V36H172V34H168V32H170V31H164V30H161V29H159L158 28V34H156V33H154L155 35H153V38H151V39H149V42L146 40L145 42H147V44L145 45V44H141V47H143V49L145 48L147 51H143L142 50V48H141V51L142 52H144V53H142L141 51H140V53L142 54H140V58H138V60L139 59H141L142 61H140L139 63H142V65L139 67L138 66V68H139V71H138V75L140 76H142V80L144 81V80H147V76L149 75H146V73H155L154 75H156V77H157V75H160V77L159 78H161V80H162V82H163V80L166 78V76H167V79L165 80V83L166 82H168L167 80H169L168 79V76L170 75V73H171V70H173L174 69V71L175 72H177V75H178V77L184 72V74L182 75V76H184L185 78H186V80H185V78L183 77V78H181V80H176L175 81V83H172L171 84V82H169V84H168V86H166V88L169 90V94H171V93H173V94H171L169 97H168V99H169V102H167V103H164L163 104V102H160V105H163L164 107H165V110H164V112L163 111H161V112H159L158 114L160 115L159 116V123H157L158 125H155V124H150V121H149V119L147 118V120L146 119H143L146 123H144V122H141V118L140 117H144L145 118V116L146 115H148L150 112H151V110H149L152 106L151 105H153V107L154 106H156V104H158V102H154V101H150V100H146V99H143V100H141L140 102H138L137 104H136V102H135V104L133 103L131 106L133 107V109L131 108V109H129L128 107L127 108H125V110L120 114L122 117H119L120 115H117L116 117H114V119H112L113 121H112V125H111V127L110 126H106L105 127V125L104 124H106V123H102V122H104V121H106V118H103L102 119V116L103 117H105V114H99L98 112V115L97 114H94V115H96V117L98 118H100V119H98V120H100L101 122H98V123H102V124H100V125H104V127H102V128H99V127H97L96 128V132H98V133H96L95 132V136H96V134H98V135H100V131L101 130H105V129H111L109 132L110 133H113L115 136H116V134H119L120 133V130H121V133H122V135L124 134V132L126 131V133L122 136L121 135V137L123 138V139H126L124 142H123V144L125 145L124 147H128V148H126L127 149V152H131V150H129V149H132V151H133V154L140 148L139 146H136V143H138L139 141H140V138H141V132H142V124L141 123H144V124H149V126H147L146 127V129L149 131V130H151L149 133H150V135H149V137H148V141L149 140H151L152 139V141L150 142L149 141V143H148V141L147 142H145L146 144H144V146H145V148L143 149V150H141L140 151V154L142 155V156H144L143 158L145 159L144 161H147L148 160V162H149V168H146L147 166H141L140 167V163H138V165L137 164H135V165H137V166H139L140 167V169H141V171H143V173H146V174H144L145 176H147V177H149V178H147V180H149V181H152V186L153 187H156V184H157V179H158V175H159V177H165V176H167V178L166 179H164V180H166V187L167 186H169V188L167 187V189L164 191V194L165 193H167V194H163V197L161 196L159 199H157V200H160V201H162L161 203H159L158 202V207H160L159 209H161V208H163L162 209V213L164 214V215H169V214H166V212H169V213H176V214H180L181 212V207H176V205H177V203L179 202V201H181L183 198H184V200L185 201H189V203H190V205L192 206L194 203H195V206H199L201 209H198L199 211H203L204 210V212H206L205 210H209V212L210 211H212V212H210V213H208V212H206V213H204V214H208L207 215V217H206V215H205V219H202V217L200 218V216H202V215H198L196 212H199V211H197V210H195L196 212H195V215H194V212H193V216H195L196 218L197 217H199V221H198V223H197V225L195 224V225H192V223H194V222H192V218L193 217H191L190 219L191 220H189V218L187 219V220H189V221H187V224L188 225H192V226H190V227H192L191 229H189V231L190 232H188V233H191V230H192V233L193 232H195L194 234H192V235H197V237L199 236V238H200V235H202L201 236V238L199 239V240H203V239H210V237H212V239L214 240L215 239V241H225V239L227 238V236L229 235V233L228 232H231V230L233 231V230H236L237 228H238V226H235V223L233 224V222H231V223H228L227 225H225V226H223V227H221V223H223L222 221H221V223H218V222H220L219 220H220V217H221V214L223 213V212H226V213H229V212H231L232 213V211H233V213H236V214H234V215H237V217H236V221H239V226H240V224L243 226L244 224L245 225H249V226H247L246 227V229L248 228V227H250V228H248L246 231V233L245 234H249L248 236L247 235H243L244 237V240H246V238H248V240H249V238H250V240H251V242L253 243H251V247H249V245H250V240H249V245H246L247 247H246V249L244 248V250H245V252H244V250L242 251L241 250V248H237V249H235V250H233V252L231 251L233 248H235L237 245H235V247H233L234 245H232V246H230V248H225L226 246H223V250H222V253L221 252H219V253H215V254H218V257L216 258V257H214V254L212 255V256H206V255H204V253L200 250H194V249H192V252H189L190 254H185V256H183L184 258L187 256H189L187 259H189V260H186V259H184V258H181V260L179 261V259H176L177 257L176 256H170V255H167V254H162L160 251H159V253H157V255H159L160 257H162L163 255L166 257H174L173 259H170V258H168V260H169V264H181V262H183V260H184V263L186 262V261H189V263L191 262V263H196V264H198V262H199V258H202V256L204 255V256H206L207 258H204L205 259V261H206V259H207V261H206V263H205V261H204V263L203 264H210V262H213L214 263V261L216 260V264H229V263H237V264H240L241 262H238V261H241V259L242 258H237V256H239L240 254H247L248 253V251L252 248L254 251V254H258V256L262 259V257L264 256V244H263V239L262 238H260L259 236H260V234L262 235V231H261V229H259V227L257 226V224L259 223V222H261V223H264V165L261 163V159L259 158L258 159V156L260 155L261 157H264V147H263V144H264V116H263V113L261 112V106L264 104V95L263 94H261L260 96L258 95V97H260V98H257V94L256 95H254V97H251V96H253V95H250V94H252V93H254V90L256 89H252L251 87H258L259 86V82L261 81V80H263L264 79V73H259V70H258V66H257V64H258V62L261 64L262 63V65H264V59H261V58H259V61H254V63L253 62H251L250 64H248L246 61H248V60H246V59H249V57H247V56H245V55H242V54H239V56L238 57H240V58H238V59H240L238 62V64H239V66H241V67H244V69H246V71H251V68H254V70H255V74H260L261 76L260 77H262V79L259 81V82H257V83H254L250 88H249V90H248V92H247V94H245V96L244 95H242V97L239 99V101L238 100H235V102L233 101V102H231V103H227V104H225V101L227 102V100H228V96H227V94L224 92V90H225V82L223 81V80H227L226 78V75L228 74L227 72H226V69L224 68V64L221 62V54L218 52V47H215V46H217V44H214V43H212L211 41V43L209 42V40H206V38H200V40H199V38L198 37H202L203 35H201V32H202V30L206 27L205 26V16H203L202 14H201V18H202V20H200V22H199V18H198V16L200 17V14ZM229 13V14H228ZM222 15V17H220L221 15ZM228 14V15H227ZM80 15H82V14H80ZM86 15V14H85ZM112 16H114V15H112ZM121 16V15H120ZM234 16V17H233ZM87 17H88V19H87ZM86 18H85V16H84V18H82V17H80V19L82 18V20H80V24L79 23H77L78 25L77 26H79L80 25V27H78V28H76L75 29V33L78 35V36H76V38H77V40H78V43H79V45L77 46V48H76V46H73L72 45V48H75V51H74V49H73V51L77 54H74L75 55V57L76 58H80V57H82L83 55H85V54H89V53H93L92 55L95 57V58H99V57H97V53H96V42H95V40L94 39H92L94 36L91 34V33H98L99 32V29H100V31L101 32H103V31H105L104 33L106 34V35H108V37H116L117 36V33L118 32H120L119 31V29L121 30V28H122V31L124 30V29H126V26H125V22H124V20H122V18L123 17H121V18H119V15H116V17H114V18H116V19H113V18H111L110 16H108V17H110L111 19L109 20L108 19V17L104 20L105 22H102V23H97V24H99V25H97V24H95V23H93V25L92 26H94V24H95V26L94 27H91L90 26V29H88V27L89 26H87V25H91L92 24V22H90L91 20H92V18L90 17V16H87ZM192 18V19H191ZM216 18V17H215ZM214 18V19H215ZM218 18V17H217ZM227 18V19H226ZM238 18V17H237ZM114 21H113V20ZM120 19V20H119ZM236 19V18H235ZM241 19H243V18H241ZM195 20V22H193ZM113 22V23H112ZM227 22V25L226 24H224V23H226ZM87 23H90V24H87ZM106 25H105V24ZM201 23V24H200ZM204 23V24H203ZM203 24V25H202ZM229 24V25H228ZM101 25V26H100ZM207 25V24H206ZM104 26V27H103ZM186 26V27H185ZM205 26V27H204ZM224 26H226V27H224ZM101 27V28H100ZM223 27V28H222ZM92 28V29H91ZM80 29V30H79ZM218 29V28H217ZM220 29H218V30H220ZM92 32H91V31ZM185 30V31H184ZM199 30V32H198V34H200L201 36H199L198 34H196L197 33V31ZM109 31V32H108ZM116 31V32H115ZM118 31V32H117ZM156 31H157V29H156ZM262 31H264V30H262ZM114 32L116 33V34H114ZM176 32H177V34H176ZM196 32V33H195ZM166 33L169 35H166ZM183 33H184V35H183ZM44 34V35H43ZM46 32H43L42 33V35L43 36H46ZM110 34V35H109ZM159 34H160V36H159ZM187 34H189L188 35V37H187ZM191 34V35H190ZM194 34H196L195 36H194ZM257 34H259V33H257ZM92 35V36H91ZM184 36V38H183V36ZM168 37V38H167ZM45 38V37H44ZM174 38V39H173ZM181 40H180V39ZM185 38H188L187 40H185ZM198 39L197 40V42L196 41H194V39ZM253 38V36H251L250 37V39H252ZM46 39V38H45ZM156 41V44H155V41ZM156 39H158V40H156ZM201 39L203 40V39H205L204 41H201ZM40 40H42V41H45L42 37H41V39ZM166 40H168V41H170L169 43H167V41ZM192 40L194 41V42H192ZM255 40H258L257 42L255 41ZM260 39L259 38H253L252 39V41L253 42H251V45H249V44H246L247 46H245V47H248V48H251V54L253 55V53L255 54V55H253V57L252 58H256L257 57V55H258V52H262L261 54H262V58H264V52H263V50L261 49H255V47H256V44L258 43V42H260V44H261V41H259ZM80 41V42H79ZM184 41H186V43L184 42ZM199 41V42H198ZM206 41V42H205ZM255 41V42H254ZM144 42V43H145ZM184 42V43H183ZM190 43V45H189V43ZM207 43L208 45H209V43H210V45L207 47L206 46V44L205 43ZM209 42V43H208ZM167 43V44H166ZM177 45H176V44ZM188 43V44H187ZM254 43H256L255 45H254ZM174 44V45H173ZM179 44V45H178ZM185 45V46H181V45ZM241 44H243V42H241ZM255 46H253V45ZM142 45H144V46H142ZM147 45H148V47H147ZM169 45H170V48L168 49L167 47H169ZM172 45V46H171ZM162 46H163V48H162ZM190 46V47H189ZM194 46V47H193ZM197 46V47H196ZM199 46V47H198ZM147 47V48H146ZM183 48L182 49V51L184 52V54H183V52L181 51L180 53H177V57L173 54V56H172V58L170 59L169 57H170V54L169 53H171V55H172V53L174 52L175 53V51H174V49L175 50H177V52H178V50L180 49V48ZM187 47V48H186ZM189 47V48H188ZM200 47H202V49L204 50H202ZM253 47V48H252ZM153 48V49H152ZM165 48H167V49H165ZM186 48V49H185ZM194 48H196V49H194ZM144 49V50H145ZM164 49V50H163ZM190 49V50H189ZM199 49V50H198ZM211 49V50H210ZM214 49V50H213ZM149 50V51H148ZM154 52H153V51ZM165 50H167V51H165ZM181 50V49H180ZM203 51V54H201L202 53V51ZM258 50V51H257ZM166 52V54H168L167 55V57H168V59L169 60H167V58H165V56L163 57V54L165 55V52ZM195 51V52H194ZM199 51V52H198ZM215 51V52H214ZM254 51V52H253ZM164 52V53H163ZM96 53V55H94ZM151 53V54H150ZM154 53V54H153ZM195 54V55H197L196 53H198V57H195V55L193 56V54ZM216 54V56H215V59H214V55L213 54ZM153 54V56H150V55H152ZM200 54V55H199ZM185 55H187L188 57H189V59H191V56H193L192 57V59L194 60V59H199V69H201L199 72H200V75H198L197 74V76L198 77H196L197 79L198 78H200L197 82H195V83H191L192 81H193V79H194V75L196 74L195 72H193L192 74L188 71V69H192L193 68V66L192 65H190V64H192L193 62L191 61V63H189V64H186L187 62H186V60H189L188 59V57L187 56H185ZM220 55V56H219ZM259 55H260V53H259ZM143 57V58H142ZM161 57H163L164 58V60H163V58L162 59H159V58H161ZM174 57H176V59L174 58ZM202 57V58H201ZM209 57V58H208ZM149 58H151L150 60H148ZM201 58V59H200ZM211 58V59H210ZM251 58V59H252ZM77 59V60H78ZM166 59V60H165ZM245 59V63L242 61V60H244ZM143 60H144V62H143ZM174 60V61H173ZM179 60L180 61H182V62H185V63H182V62H179ZM260 60H262V61H260ZM157 61H159L158 63H157ZM220 61V62H219ZM137 62V64H139L138 63V61H136ZM256 62V63H255ZM13 63V62H12ZM144 63V64H143ZM203 63V64H202ZM244 63V64H243ZM11 63H7V64H4L3 66L4 67H2L3 68V70H1V73H2V79L4 78V82L5 83H9L8 85H11V84H16L19 80V75H20V73L19 72H21V69L19 70V68L17 69V67H16V65H15V63H13V64H11ZM20 64V63H19ZM174 64V65H173ZM176 64V65H175ZM179 64H182V65H185V67L184 66H182V65H180L179 66ZM252 64H254V65H256V66H253ZM162 65L164 66L165 65V67L167 68H165V67H163L164 69H166V70H164L163 68H162ZM178 65V66H177ZM205 67H204V66ZM216 65V66H215ZM221 65V66H220ZM246 65V66H245ZM9 66H11V67H9ZM15 66V67H14ZM161 66V67H160ZM169 68H168V67ZM177 68H176V67ZM181 66H182V68L185 70H183L182 68H181ZM187 66H189V68L187 67ZM191 66V67H190ZM220 66V67H219ZM251 66V67H250ZM253 66V67H252ZM180 67V68H179ZM257 67V68H256ZM1 68V69H2ZM7 70H6V69ZM16 68V69H15ZM142 68V69H141ZM179 69V71H177L176 69ZM188 68V69H187ZM202 68H203V70H202ZM150 69V70H149ZM168 69H170V70H168ZM182 69V70H181ZM6 70V71H5ZM138 70V69H137ZM164 71V72H162V71ZM257 70V71H256ZM144 71V72H143ZM147 71V72H146ZM161 71V72H160ZM165 71H168L167 73H165ZM170 71V72H169ZM181 71V72H180ZM183 71V72H182ZM188 71V73H186ZM191 71V70H190ZM4 72V73H3ZM6 72V73H5ZM173 72V71H172ZM221 72H222V74L223 73H225L224 75L225 76H223L222 74H221ZM160 73V74H159ZM163 73V74H162ZM168 73H169V75H168ZM187 74H189V76L187 75ZM247 74H250V73H247ZM163 75V76H162ZM177 75H175V76H171V80H172V78L174 79V77H175V79H176V77H177ZM18 76V77H17ZM64 76H66V74L64 75ZM162 76V77H161ZM202 76V77H201ZM249 76H251V75H249ZM145 77H146V79H145ZM165 77V78H164ZM191 77H192V79H191ZM252 77V76H251ZM18 78V79H17ZM159 78H157V79H159ZM74 79H75V77H71V79H70V81H74ZM139 80H141V77H139ZM160 80V81H161ZM171 80H169V81H171ZM222 80V81H221ZM69 81V82H70ZM117 81L118 80H114V82H115V85L116 84H118V87L117 86H114V87H116V89H114V87H109V89H107L106 90V92L105 93H99V95L100 96H96L95 97V95L93 96V100H95V101H97V99L99 98V99H102V98H106L107 96H111V95H117V96H120L121 98H119V99H121V100H119V102L118 103H121L120 104V106L119 107H126L127 105H125V104H122L123 102H124V99H123V91H122V93L120 94V92H121V90L123 89V85H120L119 84V81H118V83H117ZM113 82V81H112ZM113 82V83H114ZM183 82H185V84L182 86L183 88L185 87H187L186 88V90H185V88H184V90H183V92L181 91V92H178L179 93V95L177 94V92H175V91H177L178 90V86H179V83H183ZM187 82V83H186ZM189 82V83H188ZM220 82V83H219ZM11 83V84H10ZM66 83H67V81H66ZM147 83H149V81H147ZM191 83V84H190ZM197 83H199V84H197ZM253 83V82H252ZM187 84V85H186ZM257 84V85H256ZM13 85H11V86H13ZM222 85H224L223 86V94L224 95H222V91H221V89H222ZM262 85H264V84H262ZM261 85V86H262ZM165 86V84H162V87H164ZM177 86V87H176ZM227 86V85H226ZM121 89H120V88ZM161 87V88H162ZM219 87H221L220 89H219ZM264 87V86H263ZM63 89L62 88V85L60 86V85H58L57 86V89ZM113 88V89H112ZM199 88V89H198ZM201 88H203V90H201ZM227 88V87H226ZM60 89V91L59 92H63V90H61ZM112 90L111 91V93H110V91L108 92V90ZM119 89H120V91H119ZM188 89V90H187ZM215 89V90H214ZM221 91L220 92V95L221 96H219V90ZM189 90H192V92L191 93H189L188 91ZM198 90H200V91H198ZM258 90V89H257ZM74 91H75V89H73L72 91H71V94L72 93H74ZM114 91V92H113ZM117 91H118V93H117ZM173 91V92H172ZM218 91V92H217ZM225 91H228V89L227 90H225ZM253 91V92H252ZM174 92H175V94H174ZM110 93V94H109ZM107 94H109V95H107ZM190 94H194L195 96H191ZM107 95V96H106ZM122 95V96H121ZM190 95V96H189ZM247 95V96H246ZM106 96V97H105ZM179 96V97H178ZM182 96V97H181ZM200 96V97H199ZM94 97H95V99H94ZM197 97V98H196ZM209 99H211V100H209ZM212 97V98H211ZM214 97V98H213ZM222 98V99H220V98ZM257 99H256V98ZM172 98V99H171ZM198 98H199V100H198ZM224 98V99H223ZM245 100H244V99ZM250 98L251 99H254V100H250ZM89 101V103H93L94 101ZM172 100V102L170 103V101ZM196 100V101H195ZM198 100V101H197ZM189 101V102H188ZM194 101H195V103H194ZM203 101V102H202ZM215 101H216V103H215ZM218 101V102H217ZM243 101H244V103H243ZM248 101H249V103L251 102L252 103V101L254 102L253 104H249L248 103ZM144 104V106H140V104ZM172 104L171 106H169L170 104ZM193 103L196 105V106H200L199 107V114L201 115V117H200V124L202 123V125H198V124H196V126H199L200 127V129H197L196 127H195V129H194V133H197L196 134V136L198 135V133H199V135H198V137H194V139H195V143L193 142V144H195V145H193V146H191L192 148H195V147H197L196 149H195V152L194 153H196V154H194L193 152H191V151H194V149L193 150H191L190 149V147H188V148H183L184 150H183V152L178 148V149H174L175 151H173V152H171V154L170 155H168V161L170 162V164L169 165H172L171 167H173V168H167V166H162V164H160L161 163V160H159V158L161 157V154L164 152V151H166V150H161L162 149V146H163V144L165 145V142H166V139L169 137V136H171V132L173 131V134H174V132L176 131H174V129L173 128H177V126L175 125V124H177V119L178 118H181V120H183L184 118L186 119L187 118V115H186V113H187V111L189 110V108L191 109H193V110H195V108L194 107H191V105H193ZM203 103V104H202ZM214 103V104H213ZM223 103V104H222ZM240 103V106L238 105ZM242 103V104H241ZM127 104V103H126ZM142 104V105H143ZM207 104V105H206ZM213 104V105H212ZM125 105V106H124ZM138 106V107H135V106ZM159 105V104H158ZM168 105V108L166 107V106ZM202 105V106H201ZM215 105H217V107L215 106ZM230 107H229V106ZM251 105V106H250ZM69 106H71L69 103H67V104H64V106L63 107H69ZM151 106V107H150ZM181 106V107H180ZM186 106V107H185ZM215 106V107H214ZM141 107V109H139ZM145 107V110L143 109V108ZM149 109H148V108ZM180 107V108H179ZM206 109H205V108ZM214 109H213V108ZM223 107V108H222ZM234 107V108H233ZM247 107H249L248 109V111L249 112H251L252 114H251V116H250V127H251V132H248V135H242L241 136V134H240V131L238 130V129H236V134L235 135H231V134H229L228 132H226V133H228V135L226 136V137H228L227 139H225V141L224 140H222V138H220V131H222L223 129L225 130V127H226V130L225 131H228L227 129H229L226 125L227 124H229V122L231 123V122H233L234 123V121L235 120H239L240 118H241V114L242 113H240V114H237L236 112H238L239 110H241V109H243V108H247ZM257 107V108H256ZM134 108H136V109H134ZM182 108V109H181ZM184 108V109H183ZM209 108V109H208ZM212 108V109H211ZM216 108V109H215ZM225 108V109H224ZM232 108V109H231ZM124 109V108H123ZM126 109H129V110H126ZM143 109V110H142ZM180 109V110H179ZM208 109V110H207ZM217 109H219V111H217ZM137 110V111H136ZM148 110V111H147ZM154 110H155V108H154ZM206 110V111H205ZM212 110V111H211ZM215 110V111H214ZM222 110V111H221ZM129 111V112H128ZM139 111V112H138ZM180 111H182L184 114L182 115V112H180ZM203 111H204V114H206L205 116H209V120L208 119H205L204 120V118H205V116H203ZM227 111V112H226ZM255 111V112H254ZM128 112V113H127ZM132 112L135 114V115H133L132 114ZM152 112H153V110H152ZM201 112V113H200ZM232 112V113H231ZM131 113V114H130ZM137 113H139L138 114V116H137ZM142 113H145V115L144 114H142ZM228 113H229V115H228ZM260 113V114H259ZM122 114H130V116H126V115H122ZM163 114H165V115H163ZM222 114L224 115V117H222L221 119L220 118H217V117H220V116H222ZM132 115V116H131ZM163 115V116H162ZM199 115V116H200ZM212 115H213V117H212ZM215 115H217V117L215 116ZM228 115V116H227ZM258 115V116H257ZM261 115V116H260ZM140 116V117H139ZM178 116V117H177ZM126 117V118H125ZM162 117H164L163 119H162ZM175 117V118H174ZM182 117H184V118H182ZM210 117H212V118H210ZM217 119H216V118ZM251 117H254V118H257V120L256 119H254L253 118V120H252V118ZM259 117V118H258ZM261 117H263V120H262V118ZM116 118H120L119 120H117ZM129 118V119H128ZM138 118H139V121H138ZM161 118V119H160ZM172 118V119H171ZM207 118V117H206ZM239 118V119H238ZM261 118V119H260ZM105 119V120H104ZM165 119H167V120H165ZM171 119V120H170ZM176 119V120H175ZM201 119H203V122H201L202 120ZM229 119H230V121H229ZM114 120H115V123H114ZM164 120V121H163ZM225 120V121H224ZM118 121H119V123H118ZM120 121H122V122H120ZM130 121V122H129ZM137 121V122H136ZM168 121V122H167ZM174 121V122H173ZM204 121H206V122H204ZM216 122V123H213V122ZM217 121H219L218 123H217ZM221 121H223V125L225 124V126H224V128L223 127H221V125H222V122ZM229 121V122H228ZM253 121V122H252ZM133 122V123H132ZM173 122V123H172ZM212 122V124H210ZM225 122V123H224ZM228 122V123H227ZM256 122V123H255ZM262 124H261V123ZM114 123V124H113ZM122 123V124H121ZM135 123V124H134ZM210 124V126L209 125H207V124ZM227 123V124H226ZM54 124V125H53ZM69 124H71V122H69L68 124H67V122H63L62 123V125H65L64 126V128H61L62 127V125L60 124V123H58V124H56V123H52L51 124V122H50V124H48V125H43L42 127H40L39 129H38V136L39 137H41L43 140V145H44V147L43 146H41V145H39V144H34V143H32L31 142V139L30 138H27V139H25V140H23L22 141V143L20 144V147L21 148H23V147H25L26 149H28L29 148V150L30 151H34L35 153L33 154V155H35V156H37L36 158H37V162H35V163H33V164H31V163H27L26 162V160H22V161H24L23 162V164H22V161L21 162H19V160L18 161H16V160H14V158H12V159H10L9 161H10V164H12V167H14V168H10V164H8L9 162L7 161L8 160V158H10L12 155H13V153H12V149H11V147H9L8 149H6L7 151H8V154H7V156H4V160L3 161H0V199L1 200H5V198H6V202L8 201V199L10 198V200H13L12 202H15V203H13L14 205H17V206H15V208H21L22 210L24 209V208H22V207H26L28 204L30 205H28L27 207H28V209L30 210V212H31V210H34V208H35V206L36 205H34L33 206V202H35V201H37L38 202V205L36 206L37 208H39L40 207V209L41 208H43V212L44 213H47L46 211H48V212H51L53 209H55V208H53L52 209V207H51V209H49L50 208V206L51 205H54L55 203H57V202H59L58 200H65V201H67V203L70 205L69 207L70 208H73V209H76V208H78V209H76L77 211H76V214H77V217L79 218L78 219V222L80 223V227H81V229L82 230H86L87 229V234L89 235V237L91 238V239H93V240H97L96 241V243H98V242H100L99 244L101 245V248L100 249H94L95 250V252H96V254H98L99 253V256L97 255V262H99L100 264H108L109 263V261H110V256H108V255H111L112 254V252L114 251H116L117 250V248H119V247H123L124 245H126V247H127V249H126V247L124 246L123 248H120V250H122L124 253H123V259H124V261H128V259L129 260H131L130 262H133V261H135V263L133 262V264H154V262H155V264L157 263V264H159V262L161 261V259H162V261L163 262H160V264H168L167 262H168V260H165V259H163V258H159L158 259V257L156 256V255H154V256H156L155 258H154V256H153V258L151 257V256H149L148 255V253L147 252H149V253H153V250H151V251H148L147 249H143V248H147V247H142V246H137V244L135 243V242H132L131 244H130V242H129V237L127 238V235L126 236H120V233H121V231L120 230H116L117 232H115V230L113 231V228L114 229H116V226L115 225H117V224H112V222H110V218L108 217V215H107V213L109 212V210H111V209H113V208H115V210L116 211H118L117 209H118V206H116L117 204L116 203H114V201L116 202H121V200H122V204L125 202L126 203V200L127 201H129L128 200V193H130V192H134V186L132 185V180H131V177H130V172L128 171V170H126L125 168H124V165L122 164L121 165V163H122V161H121V159H119V160H116V161H114V160H112V161H97V162H94V160H92V158H90L91 156L89 155V157H87V155H86V158H85V152H84V147H86V146H90V144L89 143H87V141L85 142V141H83V139L84 140H90L89 138H88V136H86V135H88V134H90V133H93V131H86V130H83V132H80V136L78 135V137H76L75 135H76V132L77 133H79V131H78V129H76V127L75 126H73V124L71 125V127H72V129H71V127H69ZM127 124V125H126ZM131 124H133V125H131ZM205 124L207 125V127L209 128V129H207L206 127H204L205 126ZM232 124V123H231ZM253 124H256V125H253ZM260 124V125H259ZM53 125V126H52ZM137 125H139V126H137ZM222 125V126H223ZM115 126V127H114ZM131 126V127H130ZM136 126V127H135ZM135 127V128H134ZM156 127H158V128H156ZM160 127H161V129H164L163 130V132L164 133H166L167 131L169 132H167L166 133V137H165V139H163V140H161L160 139V137L162 138V136L161 135H159V132L161 131V129H160ZM167 127V128H166ZM202 127H204L205 129H203ZM132 128V129H131ZM140 128V129H139ZM155 128V129H154ZM223 128V129H222ZM62 129V130H61ZM113 129V130H112ZM118 131H117V130ZM131 129V130H130ZM134 129H139V131H141V132H138V131H134ZM255 129L257 130V131H255ZM60 130L61 131H63V136H60L59 134H60ZM73 130V131H72ZM98 130V131H97ZM125 130V131H124ZM128 130V131H127ZM195 130H198L197 132L195 131ZM199 130H201V132L199 131ZM212 130L213 131H215V132H213V134L215 135V136H213V134H211L212 133ZM70 131V133H68ZM76 131V132H75ZM211 132L210 133V135H212V136H210L211 138H213V139H211L210 137H209V135H207L206 134V132ZM75 134H74V133ZM108 132V133H109ZM116 132H118V133H116ZM135 133L136 134V132H138V136L136 137V135L134 134L133 136L131 135L132 133ZM205 132V133H204ZM207 132V133H208ZM224 132V131H223ZM73 133V134H72ZM109 133V134H110ZM120 133V134H121ZM54 134H55V136H54ZM70 134L71 135H73V139H75V141L73 142V140H72V138H70L71 136H70ZM82 134H84V135H82ZM94 134V133H93ZM113 134H111L112 136H113ZM140 134V135H139ZM172 134V135H173ZM203 134V135H202ZM257 134V135H256ZM58 135H59V137H58ZM70 137H69V136ZM155 135V136H154ZM253 135V136H252ZM69 138H68V137ZM76 138H75V137ZM84 136V137H83ZM157 136V137H156ZM246 136V137H245ZM255 136V138L254 139H252L251 140V137H254ZM51 137V138H50ZM156 137V138H155ZM209 137V138H208ZM217 139H216V138ZM243 137H245V138H243ZM49 138H50V141H49ZM78 138H80V139H78ZM134 138H137V141H135L136 139H134ZM158 138H159V140H158ZM201 138V139H200ZM220 138V139H219ZM129 139H130V141H129ZM139 139V140H138ZM198 139V140H197ZM68 140H72V142L75 144H73L72 143V145L76 148V146L77 147H81V149H83L82 151H81V149H80V151L83 153H81L80 154V156H78V158L76 157L75 159H73L74 160V163L73 164H71V161L69 160V151L71 150V148H72V145H70L69 146V143H70V141H68ZM76 140H78V141H76ZM133 140V141H132ZM197 140V141H196ZM212 140H213V142L216 144H214L213 142H212ZM217 140V141H216ZM237 140V141H236ZM258 140V141H257ZM62 141H65V142H62ZM68 141V142H67ZM83 141V142H82ZM160 141V142H159ZM172 141V140H171ZM239 141V142H238ZM253 141V143H251ZM67 142V143H66ZM75 142H77V143H75ZM82 142V143H81ZM89 142V141H88ZM134 142V143H133ZM169 142V141H168ZM245 142V143H244ZM132 143H133V145H132ZM160 143V144H159ZM162 143V144H161ZM210 143V144H209ZM225 143H226V146H225ZM68 144V145H67ZM71 144V143H70ZM135 144V145H134ZM52 145V146H51ZM81 145V146H80ZM161 145V146H160ZM198 145V146H197ZM228 145V146H227ZM233 145V146H232ZM18 146H19V144H18ZM50 146L51 147H53V148H50ZM82 146H84V147H82ZM132 146H135V147H133L132 148ZM159 146H160V149H159ZM32 147V148H31ZM35 147V148H34ZM67 147H69V148H67ZM65 148H67V149H65ZM163 148H165V147H163ZM226 148V149H225ZM240 148H242V150L240 149ZM244 148V149H243ZM63 149V150H62ZM170 149H172V148H170ZM198 149V150H197ZM240 149V150H239ZM140 150V149H139ZM155 150V151H154ZM161 150L162 151V153H161V151L159 152V151ZM203 150V151H202ZM217 150V151H216ZM64 151H65V154L63 155V154H60V153H64ZM144 151V152H143ZM186 151H188L187 153H184V152H186ZM199 151V152H198ZM201 151V152H200ZM66 152H67V154H66ZM129 152V153H130ZM143 152V153H142ZM180 152H182L181 154H180ZM9 153H11V154H9ZM132 153V152H131ZM150 153V154H149ZM158 153H159V155H158ZM161 153V154H160ZM178 153V154H177ZM210 153V154H209ZM130 155L133 159L135 158L134 157V155ZM149 154V155H148ZM177 154V155H176ZM209 154V155H208ZM262 154V155H261ZM11 155V156H10ZM32 155V156H33ZM92 155V154H91ZM237 155V156H236ZM64 156V157H63ZM65 156H67V158L65 157ZM193 156H194V158H193ZM202 156V157H201ZM206 156V157H205ZM235 156V157H234ZM171 157H172V159H171ZM180 159H179V158ZM203 157H205V158H203ZM232 157V158H231ZM257 157V159H255ZM41 158V159H40ZM47 158V159H46ZM56 160V162L53 160ZM214 158V159H213ZM6 159V160H5ZM44 159V160H43ZM169 159H171V160H169ZM212 159V160H211ZM42 160V161H41ZM136 159H134V161H135ZM222 160V161H221ZM49 161V162H48ZM52 161H54V162H52ZM63 161V162H62ZM214 161V162H213ZM216 161V162H215ZM218 161H220V162H218ZM258 161V162H257ZM5 162V163H4ZM11 162H14L15 164H13V163H11ZM52 162V163H51ZM66 162V163H65ZM218 162V163H217ZM221 162H223V163H221ZM254 162V163H253ZM21 163V164H20ZM24 163H27V164H24ZM38 163V164H37ZM47 163H51L50 165L48 164V166L50 167H52V169L53 170H50L51 168H49L48 166H47V168H49V171L47 170L46 172L44 171V169H43V167H42V164L43 165H47ZM67 163H70V164H67ZM113 163H115L114 165H113ZM211 163V167L209 166V164ZM217 163V164H216ZM221 163V164H220ZM235 163V164H234ZM8 164V165H7ZM29 164H30V166H29ZM58 164V165H57ZM59 164H63V165H59ZM93 164V165H92ZM118 164V165H117ZM216 164V165H215ZM218 164H220V165H222V166H220V165H218ZM16 165V166H15ZM23 165V166H22ZM33 165V166H32ZM53 165V166H52ZM66 167H65V166ZM84 165V166H83ZM86 165H87V167H86ZM91 165V166H90ZM260 166V168H259V166ZM4 166H8L9 167V170L11 169V170H13V171H15V169H16V173L18 174H16L15 172H13V173H11L8 169H7V167H5V169L7 170H5L3 167ZM18 166V167H17ZM27 166V167H26ZM29 166V167H28ZM40 168H39V167ZM56 166L58 167L57 169H56ZM60 166V167H59ZM117 166H119V167H117ZM137 166H135V167H137ZM175 166V167H174ZM218 166L219 167H222V168H218ZM258 166V167H257ZM25 167H26V169H25ZM33 167H35L34 169V172H32L33 171ZM38 167V168H37ZM54 167H55V170H57V171H55L54 170ZM77 167V168H76ZM79 167V168H78ZM83 167H85L84 169H83ZM99 167H100V169H99ZM134 167V166H133ZM227 167V168H226ZM229 167V168H228ZM252 167H253V169H252ZM255 167H257V169L255 168ZM21 170V172H22V174L20 175V171H19V169ZM71 168H74L73 170L71 169ZM80 168H81V170H80ZM94 168H96V169H94ZM105 168V169H104ZM209 168H211V169H209ZM255 168V169H254ZM4 169V170H3ZM59 169V170H58ZM62 169H63V171H65V174H64V176H62L61 175V178L59 179V182L57 183V185H56V183H54L53 185L51 184V185H49V181L45 178L46 177V173L48 174L50 171H52L53 173H60V170H61V173L60 174H63L64 172H62ZM67 169H69V170H67ZM103 169V170H102ZM137 169H139L138 167H137ZM146 169V171H144V170ZM218 169V170H217ZM221 169H223V170H221ZM252 169V170H251ZM77 170H79V172L77 171ZM151 170V171H150ZM153 170H156L155 172L153 171ZM165 170H168V172L166 171V173L165 172H163V171H165ZM173 173H171L170 171ZM211 170V171H210ZM215 170V171H214ZM226 170V171H225ZM247 170V171H246ZM254 170H256L257 171V173H256V171H254ZM258 170H260V171H258ZM4 171V172H3ZM26 171V172H25ZM31 171V172H30ZM45 172V174H44V172ZM69 171V172H68ZM72 171H74L73 173H72ZM174 171V172H173ZM254 171V172H253ZM3 172V173H2ZM7 172H10V174H7ZM39 172V173H38ZM67 172V173H66ZM151 172H153V173H151ZM222 172V173H221ZM252 172V173H251ZM6 175H5V174ZM26 173V174H25ZM51 173V172H50ZM88 173V174H87ZM100 175H99V174ZM102 173H106L105 174V176H102ZM148 173V174H147ZM209 173V174H208ZM211 173V174H210ZM216 173V174H215ZM36 174V175H35ZM43 174V175H42ZM80 174V175H79ZM91 174V176H89ZM92 174H95V175H92ZM108 174V175H107ZM114 174V175H113ZM120 176H119V175ZM225 174V175H224ZM247 174V175H246ZM12 175H14V176H12ZM28 175V176H27ZM37 175H38V177H37ZM41 175V176H40ZM66 175V176H65ZM87 177H86V176ZM110 175V176H109ZM123 175V176H122ZM185 175H187L186 177H185ZM231 175H233V176H231ZM234 175H235V177H234ZM19 176V177H18ZM20 176L22 177V178H24V177H26V178H24V179H22V178H20ZM81 176V177H80ZM83 176V177H82ZM96 176V177H95ZM101 176V177H100ZM151 176V177H150ZM173 176V177H172ZM183 176V177H182ZM40 177H41V179H40ZM77 177V178H76ZM94 177H95V179H94ZM157 177V178H156ZM219 177V178H218ZM223 177V178H222ZM232 177H234V178H232ZM263 177V178H262ZM19 178V179H18ZM29 178H30V181H29ZM31 178H32V180H31ZM35 178V179H34ZM39 178V179H38ZM46 180H45V179ZM124 178V179H123ZM235 178H237V180L235 179ZM244 178V179H243ZM261 178V179H260ZM28 179V180H27ZM44 179V180H43ZM63 179V180H62ZM81 179V180H80ZM107 179V180H106ZM113 179V180H112ZM118 179V180H117ZM154 179H156V180H154ZM170 179V180H169ZM215 179V180H214ZM222 179V180H221ZM228 179V180H227ZM231 179H233L234 180V182L233 181H230ZM20 180H22L23 182L25 181V183H23L22 181H20ZM61 180V181H60ZM183 180H186L187 181V184H188V186H187V184L186 183H184V182H186V181H183ZM27 181V182H26ZM111 181V182H110ZM116 182V183H114V182ZM236 181V182H235ZM262 181V182H261ZM22 182V183H21ZM42 182V183H41ZM48 182V183H47ZM61 182V183H60ZM108 182H109V184H108ZM117 182H119L120 184H117ZM124 182V183H123ZM229 182H230V184H229ZM11 183V184H10ZM41 183V184H40ZM44 183H46V184H44ZM101 183V184H100ZM113 184V185H110V184ZM128 183L129 184H131V185H128ZM154 183H156V184H154ZM219 183V184H218ZM10 184V186L11 187H8V185ZM15 184V185H14ZM30 184V185H29ZM37 184V185H36ZM38 184H39V186H38ZM42 184H44V185H42ZM48 184V185H47ZM97 184V185H96ZM105 184H107V185H105ZM116 184V185H115ZM236 184H238V185H236ZM14 185V186H13ZM27 187H26V186ZM32 185V186H31ZM42 185V186H41ZM47 185V186H46ZM98 185H100V187L98 188ZM110 185V186H109ZM123 185H125V186H123ZM230 185V187H228ZM50 188H49V187ZM104 188H102V187ZM108 186V187H107ZM120 186H122V188H119ZM129 186V187H128ZM132 186V187H131ZM233 186V187H232ZM235 186H237L236 188H235ZM25 187V188H24ZM39 187H41V189L39 188ZM45 187V188H44ZM52 187V188H51ZM111 187H114V188H111ZM184 187H186L187 188V190L184 188ZM195 187V188H194ZM209 187V188H208ZM223 187V188H222ZM33 188H35L34 189V191H33ZM39 188V190H37V192H36V189H38ZM49 188V189H48ZM106 188V189H105ZM109 188H111L110 190H112L113 191V195H115L114 196V199H112V197H111V192H110V190H109ZM123 188H124V190L126 191V193H127V190L129 191L127 194L128 195H124L125 194V191H123ZM129 188V189H128ZM218 188H219V190H218ZM225 188H227V189H225ZM232 188H234V189H232ZM100 189H102V190H100ZM114 189V190H113ZM209 189V190H208ZM214 189H216V190H214ZM97 190H98V192H97ZM220 190H222V191H220ZM227 190V191H226ZM41 192V193H43L44 195H46V199L45 198H42V199H40V196H39V192ZM45 191V192H44ZM117 192V193H115V192ZM182 191H184L182 194H180ZM235 191V192H234ZM20 193V194H17V193ZM24 192H25V195H24ZM28 192V193H27ZM30 192V193H29ZM121 192V193H120ZM170 192V193H169ZM180 192V193H179ZM202 192V193H201ZM16 193V194H15ZM36 195H35V194ZM177 193H179L180 194V200L178 199V202H177V198H175L174 199V197L175 196H178L177 195ZM185 193V194H184ZM199 193V194H198ZM28 194V195H27ZM42 194V195H43ZM120 194H122L123 196H120ZM168 194H169V196H168ZM170 194H171V197H170ZM202 194V195H201ZM14 195H17V196H14ZM30 195H33V196H30ZM35 195V196H34ZM214 195V196H213ZM18 196H21V197H18ZM29 196V197H28ZM57 196V197H56ZM124 196H127V198L125 199H123V197ZM168 196V197H167ZM210 196V197H209ZM213 196V197H212ZM232 196H234V197H232ZM13 197V199H11ZM31 197V198H30ZM36 197H38V198H36ZM59 197H61V198H59ZM97 197V198H96ZM107 197V198H106ZM170 197V198H169ZM198 197V198H197ZM201 197V198H200ZM3 198V199H2ZM49 198V199H48ZM108 198H109V200H108ZM172 198V199H171ZM188 198V199H187ZM189 198H191V199H189ZM225 198V199H224ZM16 199V200H15ZM29 199H30V202H29ZM35 199H38V200H35ZM107 201H106V200ZM187 199V200H186ZM193 199H195V200H193ZM205 199V200H204ZM210 199V200H209ZM42 200H44V201H42ZM111 200H114L113 202L111 201ZM125 200V201H124ZM176 200V201H175ZM184 200H182V202H185ZM197 200H200L202 203L203 202H205V203H203L202 205L200 204V202L199 201H197ZM221 200V201H220ZM228 200H229V202H228ZM241 200V201H240ZM20 203H19V202ZM106 201V202H105ZM109 201H110V204H109ZM209 201V202H208ZM17 202H18V204H17ZM72 202V203H71ZM100 202V203H99ZM102 202V203H101ZM112 202V203H111ZM157 202V201H156ZM174 202V203H173ZM193 202V203H192ZM198 202V203H197ZM217 202H220V203H218L217 204ZM223 202H225V203H223ZM27 203V204H26ZM43 203V204H42ZM71 203V204H70ZM99 203V204H98ZM103 203H105V204H103ZM128 203V202H127ZM232 203V204H231ZM7 204H8V202H7ZM26 204V206H23V205H25ZM42 204V205H41ZM98 204V205H97ZM103 204V205H102ZM115 205L116 207H117V209H116V207L115 206H113L112 208H111V205ZM219 204H221V206L219 205ZM224 204V205H223ZM19 205H21L20 207H19ZM32 205V206H31ZM46 205V206H45ZM50 205V206H49ZM97 205V206H96ZM161 205V206H160ZM218 205V206H217ZM227 205V206H226ZM39 206V207H38ZM45 206V207H44ZM99 206V207H98ZM107 208H106V207ZM110 206V207H109ZM202 206L204 207L203 209H202ZM206 206V207H205ZM26 207V208H27ZM105 207V208H104ZM227 207V208H226ZM229 207V208H228ZM235 207V208H234ZM15 208H14V210H15ZM32 208V209H31ZM95 208V209H94ZM100 208L102 209V210H100ZM232 208H234L235 210H232ZM16 209V210H17ZM27 209V211L29 212V210ZM67 209L68 208H65V211H67ZM103 209H104V212H103ZM107 209V210H106ZM179 209H180V211H179ZM217 209H219V210H217ZM224 209V210H223ZM237 209V210H236ZM13 210V214H15V212L16 211H14ZM22 210H18V211H22ZM107 211V213H106V211ZM114 210V209H113ZM114 210V211H115ZM215 210V213H213V211ZM225 210H227V211H225ZM229 210H232V211H229ZM64 211V210H63ZM63 211H60L61 213L63 212ZM80 211V212H79ZM98 211V212H97ZM115 211V212H116ZM216 211L218 212L217 214H216ZM29 212V213H30ZM32 212H34V211H32ZM31 212V214H34V213H32ZM94 212H95V214H94ZM103 212V213H102ZM179 212V213H178ZM17 213H19V215H20V212H16V214L14 215V217L16 216V218H9V217H7V220L5 219L4 221H8L9 219V221H8V223H9V225H8V228L6 229V231H8L9 230V228H11L10 229V231H11V233H10V231H9V235H8V233L6 232V234L8 235H3V234H5V233H3V232H0V239H2V240H0V264H12L11 262H14V261H16V259L18 258V256H16L15 257V255H18L19 253V249L21 248V246H19V244L21 243V244H23L24 242L25 243H27L28 244V242H29V244H31V247L29 246L28 248H30V250H32V252H35L36 254H34V253H32L31 252V254L29 255V258H30V261L29 262H33V260L35 261V260H37L38 258V261H36L37 263L38 262H40L41 264H44V262H45V264H58V261H60V260H63L64 261V259H65V261L64 262H67V264H70V262H68V261H71L70 259L72 258L71 257V255L68 253L69 251L67 250V248H66V244L67 243H65V241L66 242H69L70 244H71V246H73V245H75V247H78V248H72V249H74L73 250V252L75 253V255H74V258L76 259H73V260H75L76 262V264H91L92 262L90 261V260H88V257H87V253H85V255H86V257H87V259H85L86 257H85V255H83L84 254V252L82 251V254L80 253L81 252V250L80 249H82L81 247L79 248V243L77 242V241H75V240H73L74 239V237H71L70 238V231H69V229H70V219L69 218H66V219H68L67 221H65V218L64 217H66L65 215H64V213H63V215H62V217L64 218H62L64 221H62L61 223H63V224H65L64 226H63V224H61V223H59L58 222V226H59V224H61V226H59V228H55V229H53L52 231H54V232H58L57 230H59V232L57 233V234H59V235H56V236H54L53 237V241H55V240H57V242L55 241V242H51V244H49V245H47V243L45 242V240L42 238V237H40V235H39V232L38 231H36V230H33L34 228H33V225L32 224H29L28 225V227L26 228L27 230L30 228L29 226H31V228H30V230H28V231H30L29 233H27L28 231H26V229H25V231L26 232H24V230H23V228L21 229L20 227H22V225H20L21 224V222H20V218L21 217H19L18 216V214ZM23 213V212H22ZM65 213H67V212H65ZM80 213V214H79ZM86 213V214H85ZM101 213V214H100ZM161 213V214H162ZM239 213V214H238ZM162 214V215H163ZM190 214H192V213H190ZM190 214H187V216L189 215L190 216ZM196 214H197V216H196ZM212 216H210V215ZM220 214V215H219ZM80 217H79V216ZM219 216V219H217L218 218V216ZM241 215V216H240ZM244 215V216H243ZM177 216V218L179 219L180 217V215L178 216V215H176ZM184 216H186V215H184ZM183 216V217H184ZM204 216V215H203ZM214 216H217V218L215 217V219H214ZM182 217V218H183ZM243 217H245L244 219H243ZM259 217V218H258ZM93 218V219H92ZM100 220H99V219ZM104 218V219H103ZM105 218H106V220H105ZM181 218V219H182ZM185 218V217H184ZM183 218V219H184ZM195 218V219H196ZM209 218H211V219H209ZM256 218H258V219H256ZM16 219L19 221V222H17L16 223ZM83 219V220H82ZM186 219H184V220H186ZM214 219V220H213ZM216 219H217V221H216ZM12 220V221H11ZM80 220V221H79ZM88 222H87V221ZM197 220H198V218H197ZM259 220V221H258ZM90 221V222H89ZM92 221V222H91ZM105 221V222H104ZM107 221V222H106ZM191 221V222H190ZM256 221V222H255ZM258 221V222H257ZM77 222V223H78ZM86 224H85V223ZM97 222V223H96ZM110 222V223H109ZM190 222V223H189ZM215 222V223H214ZM243 222V223H242ZM16 223V224H15ZM31 223V222H30ZM78 223V224H79ZM91 223V224H90ZM102 223V224H101ZM212 223H214V224H212ZM217 223V224H216ZM13 224V225H12ZM83 224V225H82ZM88 226L87 228H86V226ZM107 226H106V225ZM109 224V225H108ZM112 224V225H111ZM260 224V223H259ZM91 225V226H90ZM95 227H94V226ZM12 226V227H11ZM118 226V225H117ZM187 226V225H186ZM194 226V227H193ZM229 226V227H228ZM231 226V227H230ZM236 227V228H234V227ZM65 227V228H64ZM94 227V228H93ZM108 227V228H107ZM110 227H112V228H110ZM198 227V228H197ZM218 227V228H217ZM254 227V228H253ZM33 228V229H32ZM91 228H93V229H91ZM97 228H98V230H97ZM110 228V229H109ZM197 228V229H196ZM217 228V229H216ZM228 228H230V229H228ZM253 228V229H252ZM32 229V230H31ZM68 229V230H67ZM94 229H96L95 231H94ZM112 229V230H111ZM195 229V230H194ZM206 229V230H205ZM211 229V230H210ZM251 229V230H250ZM91 230V231H90ZM94 231V235H92V233H90V232H93ZM100 230V231H99ZM194 230V231H193ZM197 230V231H196ZM205 230V231H204ZM214 230V231H213ZM218 230V231H217ZM33 231V232H32ZM63 231V232H62ZM97 231H99V232H97ZM186 231H188V230H186ZM208 231V232H207ZM250 231V232H249ZM259 231H261V232H259ZM110 232V233H109ZM115 232V233H114ZM204 232V233H203ZM209 232L211 233V235L209 234ZM215 232V233H214ZM216 232H217V234H216ZM228 233V235L226 236H224V233ZM3 233V234H2ZM28 234V236H27V234ZM34 233V234H33ZM37 233V234H36ZM97 233H99V235H97ZM117 233V234H116ZM118 233H119V235H118ZM123 233V232H122ZM121 233V235H123ZM200 233V234H199ZM214 233V234H213ZM110 234H112V235H110ZM117 236H116V235ZM257 234H259V236L257 235ZM2 235H3V237H7V240H5V238H3L2 237ZM12 235V236H11ZM35 235V236H34ZM36 235H38L39 237H40V239H39V237H37L36 238ZM91 235V236H90ZM102 235L104 236V237H102ZM233 235V232L231 233V235H229V236H232ZM255 236V237H252V236ZM10 236V237H9ZM66 238H64V237ZM106 236H108V238L106 237ZM193 236V237H194ZM208 237V238H206V237ZM215 238H214V237ZM228 236V237H229ZM258 236V237H257ZM31 237V238H30ZM56 237H58V238H56ZM63 237V238H62ZM69 237V239H67ZM98 237V238H97ZM106 237V238H105ZM112 237H114V238H112ZM118 239H116V238ZM121 237H123L124 239L125 238H127L125 241H124V239L122 238V240L120 239ZM196 237V238H197ZM223 238V240H222V238ZM246 237V238H245ZM28 238L29 239H31V242H30V240L28 241ZM55 238V239H54ZM73 238V239H72ZM99 238H101V240L103 241V243H102V241H100L99 240ZM220 238V239H219ZM225 238V239H224ZM257 238H260V239H257ZM4 239V240H3ZM9 239V240H8ZM62 239V240H61ZM108 239V240H107ZM115 241H114V240ZM120 239V240H119ZM129 239V240H128ZM218 239V240H217ZM230 239H232V237L230 238ZM255 239V240H254ZM70 240H72V241H75L74 243L72 242V241H70ZM99 240V241H98ZM227 240H229V238H227ZM241 240H242V242L244 241L242 238H241ZM248 240H246V241H248ZM254 240V241H253ZM28 241V242H27ZM45 243H44V242ZM108 241V242H107ZM112 241V242H111ZM131 241V240H130ZM245 241V242H246ZM257 241V242H256ZM6 242V243H5ZM9 242V243H8ZM62 242V243H61ZM63 242H64V245H63ZM76 242L78 243V244H76ZM115 242H116V245H115ZM127 242H128V244H127ZM256 242V243H255ZM260 242V243H259ZM44 243V244H43ZM55 243V244H54ZM60 243V244H59ZM110 243H112V244H110ZM247 243V242H246ZM262 243V244H261ZM20 244V245H21ZM46 244V245H45ZM108 244V245H107ZM133 244H135V246L133 247H131V245H133ZM245 244V243H244ZM33 245V246H32ZM55 245V246H54ZM107 245V246H106ZM113 247H115V246H119V247H116V248H113ZM120 245H122V246H120ZM23 246V245H22ZM51 247V248H49V247ZM110 246V247H109ZM132 248V249H134V250H132L130 247ZM239 246V245H238ZM256 246V247H255ZM17 247V248H16ZM19 247V248H18ZM74 247V246H73ZM104 247V248H103ZM242 247V246H241ZM245 247V246H244ZM35 249V251H34V249ZM112 248H113V250H112ZM139 248H141V249H139ZM37 249V250H36ZM102 249V251H106L105 253H108L107 251H109V253L108 254H106L105 255V253H103L102 251H100ZM131 249V250H130ZM225 249V250H224ZM226 249H229V251H230V253H229V251L228 250H226ZM239 249V250H238ZM243 249V248H242ZM252 249L250 250V251H252ZM16 250H17V252H16ZM29 250V251H30ZM77 250V251H76ZM83 250V249H82ZM94 250L93 251H91V252H94ZM112 250V251H111ZM119 250V251H120ZM128 250V254L126 253V251ZM130 250V251H129ZM143 250H144V252H143ZM146 250V251H145ZM236 250H238V251H236ZM248 250V251H247ZM68 251V252H67ZM228 251V253L227 254H225L226 252ZM241 251V252H240ZM249 251V252H250ZM257 251V252H256ZM66 252V253H65ZM94 252V253H95ZM98 252V253H97ZM102 252V253H101ZM111 252V253H110ZM145 252L147 253V254H145ZM225 252V253H224ZM240 252V253H239ZM253 252H251V253H249V255L247 254L246 256L249 258V256H251L250 257V259H248L247 257H245V258H243V259H246V262H242L241 264H246V263H248L247 262V260L249 261V262H251L252 260H254L255 259V261H257L256 259H258V256H257V258H256V255H255V257H254V254H253ZM262 252V253H261ZM53 253V254H52ZM80 255H79V254ZM120 253H122V252H120ZM154 253H155V251H154ZM153 253V254H154ZM220 253L222 254V255H224L225 254V256L226 255H229V254H231L230 256H231V258H233V259H231L230 258V260L229 261H227V258L225 257V259H223L222 257H224V256H220ZM261 253V254H260ZM34 254V256H32ZM52 254V255H51ZM56 254V255H55ZM100 254H104V255H100ZM126 254V255H125ZM160 254H162V255H160ZM13 255H14V257H13ZM63 255V256H62ZM68 255V256H67ZM122 255V254H121ZM147 255H148V257L150 258V259H148L147 258ZM190 255H192V256H190ZM13 258H16V259H13ZM36 256H37V258H36ZM55 256V257H54ZM82 256V257H81ZM103 256V257H102ZM198 256V257H197ZM203 256V257H204ZM241 256V255H240ZM11 257V258H10ZM33 257V258H32ZM60 259H59V258ZM81 257V258H80ZM84 257V258H83ZM109 257V258H108ZM146 257V258H145ZM197 259L198 258V260L196 261H193L192 259H195V258ZM215 258V260L214 261H211L212 260V258ZM254 257V258H253ZM69 260H68V259ZM99 258V259H98ZM157 258V259H156ZM179 258V257H178ZM209 258H210V260H209ZM237 258V259H236ZM33 259V260H32ZM80 259V260H79ZM83 259H85V260H82ZM104 259H106V261H104ZM108 259V260H107ZM127 259V260H126ZM148 259V260H147ZM153 259H155V261L153 260ZM167 259V258H166ZM183 259V260H182ZM235 259V260H234ZM242 259V260H243ZM252 259V260H251ZM264 259V258H263ZM42 260V261H41ZM66 260H68V261H66ZM79 260V261H78ZM133 260V261H132ZM152 260V261H151ZM159 260V261H158ZM186 260V261H185ZM193 262H192V261ZM237 260V261H236ZM6 261H11V262H6ZM44 261V262H43ZM47 261V262H46ZM85 261V262H84ZM90 261V262H89ZM151 261V262H150ZM178 261V262H177ZM201 261H203V260H201ZM210 261V262H209ZM35 262V263H36ZM52 262H54V263H52ZM79 262V263H78ZM105 262V263H104ZM130 262L128 261V262H126V264H130ZM150 262V263H149ZM174 262V263H173ZM208 262V263H207ZM259 262V261H258ZM257 262V263H258ZM189 263H187V264H189ZM190 263V264H191ZM199 263H201V262H199ZM253 263V261L250 263V264H252ZM260 263V262H259ZM264 263V261H262L260 264H263ZM186 264V263H185ZM202 264V263H201ZM215 264V263H214Z\"/></svg>",
	"mask_w": 264,
	"mask_h": 264
}]
</instances>
